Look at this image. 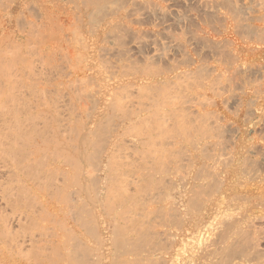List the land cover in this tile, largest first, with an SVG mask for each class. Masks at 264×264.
I'll list each match as a JSON object with an SVG mask.
<instances>
[{"label": "rangeland", "instance_id": "obj_1", "mask_svg": "<svg viewBox=\"0 0 264 264\" xmlns=\"http://www.w3.org/2000/svg\"><path fill=\"white\" fill-rule=\"evenodd\" d=\"M82 1L84 3H86V1L81 0V2ZM184 1L185 0H170V1L169 0H161V2L159 1V2H155V3H150L149 5L152 8L149 7V5L147 4L148 7L150 8V10L148 8H146L147 7L146 6L145 7L146 9L142 10L141 13H145L144 11L147 9H148L147 11H152V9L154 7V6H152L153 4L156 5L155 6L156 8H158V7L161 8L160 11L164 8V10L166 9L165 11H168V9H169V11L172 12L173 14H175L174 11H176L180 15L181 14L183 15L185 12L186 15L184 14L183 17L185 18V16H186V19L184 22H185V26L187 27V30L185 27L183 29V31L186 30L187 34L186 33H184V34H186L188 36L184 35V37H183L182 36L183 31H179L176 27H169V29L172 28L169 30V32H172L171 33L172 36H171V34H169L171 36V38L167 39V34H166L167 30L165 32L162 31L161 30L162 26L154 27L152 22L149 20H146L144 22L142 21V23L141 22L138 23L139 25L133 24L132 27L135 28V30L134 29L133 30L136 31V36L138 35V33H140V35H139L140 38H139V36H137V37L135 36V39H133L134 37L132 35H135V32L133 31V32L126 35V41H127L126 43H128V41L130 39V41L131 42L133 41L134 42L133 44L136 45L137 44L136 39L138 38V39L142 40V38H144L145 34H147V35H145V39L149 38V37L150 38L154 37L153 39L151 38V41L156 40L155 38H158V40L155 41L157 43L156 44L155 42L151 43V41L149 39L148 40L146 39L147 42H146V40L143 39L142 40L144 43L143 44L140 40L137 39V41L141 42L143 45H145V43H146V45L149 44L148 46H146V45L142 46L141 45L140 48H138L139 50L137 49L138 51L141 52V54L143 53V51L145 54L146 53L148 54V55L146 54L144 56V53H143V56L145 58L147 56L146 60L141 59V58H143V56L139 55L140 52L139 53L137 52L138 55L136 54V49H134V47L132 46L133 45L132 43H130L131 45L127 44V48H128L127 53L131 57V61H130V57L128 56L127 53L125 54V56L123 55L124 53H122V56H121L122 59H121V57L118 58V56L120 54H118V56H116L117 55L116 54L115 55L116 58H114V60H113V57H111V56H110L111 58L106 57L107 54L105 55V53L107 52V50L104 52V51H102V49H104L103 46H105V45H106L105 48L109 49V46H111L110 45L111 42L109 40L106 41L105 39H102V42H100L101 38H103V37H100V38L95 37L96 31H98V28H99V20H100L99 17L101 16V12L99 11V13H100L99 14L100 16H99V15H97L98 12L95 10V8H93L96 11L95 12L96 14L94 13V17L90 18V16L88 14H90V12H91L90 10H93V9L89 7L83 16L82 13H80V11L84 10V8H86V7H85L84 3H83L84 5H83L80 2V0H71V2H70V0L69 1L68 0H0V60L2 61V62L0 61V103H1L0 110H1V108L2 109L4 107L6 108V110H4L6 112L0 111V113L1 112L2 113H9L10 117L7 116L9 119L15 117V118L11 119L12 123H14V120H16V122L18 121L17 127H16V124L14 123L15 124L14 127H16L18 130L14 131L15 128L14 127L11 128V129H13V133L16 132V134L18 136L16 134L13 135L12 130L8 131L10 134L12 133L10 135L11 137L13 136L12 138L10 136H8L9 134H7L8 138H9V142L15 140L16 143L14 142V144H13V142L12 143L10 142L11 147L7 148V153L10 155L7 154L6 157L8 159H6V160L9 162V160L11 159L12 163L16 160V162L13 163V165L16 164L15 165L16 167L14 166V169L17 172L20 171V173H18V175L21 176L19 178L20 181L19 182L15 181L11 185V186H14L13 188H15L14 192H16V190L18 191V188L21 185L22 186L19 188V191L21 190V188L23 191H24V187L27 188V193H26V190L24 191V194H23L22 190H21L22 192H19L20 198H22L26 202V204H25V202H23L24 204H22V202H21L22 199H21L19 201L20 207H21V204H22L23 209H24V206H26L25 208H27L28 206L30 207V206H32L33 202L35 204V201L37 200L36 204L35 205L33 204V207H36V209L39 210L40 204H38V203H40V202L42 203L41 208L43 210L42 209L41 210L43 212L41 210H39V212H38V210L36 211V209H35V213H33V216H34V218H37L38 216L40 217L43 214L42 217H45V218H43L45 221L42 222L43 219H41L42 218L41 217L39 219H41L42 221L41 220L39 221V219H38V221H36L37 219H35L33 224L29 225L30 223L29 222H28L29 224L27 223L31 228H29V226L26 227V225H25V227H26V230L30 229L31 232H33V233L38 232L37 234H35L36 239H38V237H39V236L37 237V235H39L43 231L42 234L45 233L43 235H46V234L50 235V236H47L48 238H51L48 240H52V239L54 240V245L51 247H50V245H47V243H45V242L42 244L37 243V246H40V247H41V245H42V247L45 246L46 250L44 252H45V256L47 255L46 257L48 259H49V254L51 255L50 256L51 259H49V263H47V261H45V264H50V263L51 264H112V263L114 264V262H115V264H117V262H116L117 260H119L120 262L125 261L126 262V263L124 262L125 264L130 263L129 261H132V262L135 261L136 262L135 264H138V263L142 264V262L145 264V260H147L146 264H149V260H150V264H151V262H152V264H179L180 257H178V256L175 257V255H176L175 252L177 250V247L175 246L176 237H177L176 235L180 232L179 228L181 225H183L184 218H188V215H191V213H189L190 209H187L188 206H186L185 204L182 205V203H180V201H179V199L182 200V197L178 196V193L181 191L178 187L181 184L180 181L182 180V182H183V179H185V182H189V183H192L195 185L196 184L203 185L204 188L206 186H208L209 183H211L212 185L211 184L209 185L211 188L210 190H213L216 187L215 181L218 179L217 178L215 180L214 176L216 174L220 175L219 177H221V176L223 177L225 175L224 171H223L224 167L222 168V165H221V164H226V163H221L223 161V159L225 161L228 160V158L233 155V152L236 149H239V148H241V146H244L247 144V142H244V141L241 142L240 138L242 136L251 135V133H252L251 131H254V132H256V133H254V137L256 136L258 139L254 138L255 141H253V139H251L250 142L262 143V141H264V138H262V136H264V130H263L264 124L262 121H259L260 118H258L257 112H255V105L253 107H250V104L247 105V98L254 100L255 103L256 102L259 103V100H257L256 96L250 95L249 92H251V90L253 88L258 89V88L263 86L264 81H262V80H264V77H263L264 76L263 75L264 69L262 70L263 74L257 73L258 74L257 78L254 77L255 76V74H254L253 77L256 80L251 77L252 78L251 84L248 86L246 84L247 80L246 79H245L246 81L244 80L245 76H243L241 73L242 65H244L246 67V65L247 66L251 65V63H255V62L263 63L264 62V60H263L264 57L260 58V59L258 58L259 54L264 55V0H262V2H258L259 4L261 3L260 6H258V4L257 5L254 4V6H255L254 9L258 13L254 10V12H256V13L251 14L252 19H250L251 21L249 20V22L246 21V19L244 18L245 17V6L247 5L246 4L247 1H245V0H222V1L221 0H204V2H203V0L202 1L200 0V2H202V3H199L198 2L199 0H194V1L193 0H186L185 2ZM206 1L208 2V4L206 3ZM211 1H213V6L211 4ZM232 1L234 3L233 4L234 6H232ZM162 2L163 3L167 2V3L163 4ZM80 3L84 7L81 6ZM184 3H186V4H184ZM203 3L205 4L204 7H207V9L209 8V10L205 9L202 6V5H204ZM157 5H158V7H157ZM165 5H166V7H165ZM185 5L187 6V8ZM236 5L239 6V7H237V8H239V11H240L241 6L244 7V8H241V11H242V9H244V12L243 11H242L243 13L237 12L238 11V10H236L237 8L235 9ZM256 6H258V9L256 8ZM76 7H78V8H76ZM91 7H93V6H91ZM198 7H200V8L198 9ZM201 7H203L205 11L207 10L206 13H205V11H203V8L201 9ZM210 7L212 9H210ZM156 8L153 10L155 11ZM159 8H158V10H159ZM261 8H262V10H260ZM77 10H78V12H77ZM158 10H156V11H158ZM154 11H152V12H154ZM160 11H158V12H160ZM242 14H244V16ZM86 15H88L89 17ZM233 15H234V17H231ZM91 16H93V15L91 14ZM96 16L97 17L99 16V17L97 18ZM239 17L242 18V20L245 19L243 21L244 24L241 22L242 21L241 19H238ZM87 18H89V20ZM157 18H161V17H157ZM234 18H236L237 20ZM90 19H92L91 20V22H92L91 26H92V24H93V26L95 24H98L95 27L92 26L93 29L89 27L90 23H88V21L90 22ZM162 19H165V18H162ZM231 19H233V23H232ZM150 20H152V19H150ZM235 20L238 21V22H236V24H235ZM239 20H241V21H239ZM96 21H98V23H96ZM189 21H191V22L189 23ZM238 23H240V24H238ZM256 26H257V29H256ZM258 27L261 28L262 32H260L261 30H259ZM88 28H90V30L91 29L92 30L90 31ZM95 28H97V29H95ZM164 28L167 29V26H165ZM248 28H249V30H248ZM74 29H78V31H76ZM251 30L254 31V34L249 32ZM257 30H258V33H255V32H257ZM75 31H76V33H75ZM89 31L95 32V33H93L91 35V33H87ZM141 31H143V32H141ZM150 31L153 33L159 32L158 37H157V33L154 36H153V34L151 35V33L149 34ZM177 31H179L181 34L178 33ZM190 31H192V32H190ZM253 31H251V32H253ZM163 32H164V35H163ZM142 33H144V35H141ZM160 33H162V34L160 35ZM165 34H166V36H165ZM175 34H176V41L177 42L175 40H173V39H175V36H174ZM178 34H180V35H178ZM128 35L132 36V39L131 38L127 39ZM159 36L161 37V40H160ZM163 36H165L166 38L164 37L165 39H163ZM177 36H179V37H177ZM190 37H195V38L193 40V39H189ZM183 38H185L187 40L189 39L190 42H191V40H193L191 43L194 42L193 44H195V45L198 44V46L194 47L192 51H189V53H186L187 52L186 50H182V49L181 50H182V52L185 51V54H187L185 56L186 58L188 57V55L191 56V57H189V60L191 58V61L192 60L201 61L200 64L202 63L201 64L202 68H200L201 65L198 64V69L200 68L199 70H202L204 68L211 70V69H213V67L220 65V63L218 61H216L219 57H220L219 60L221 59L220 62L222 61L221 62V68H225L226 70L229 69L226 71L227 73H225L226 81L222 82L221 87H219V89L221 88L219 90V92L223 93L224 95H222V94H220V96L218 95L220 100H218L217 96H215L214 98L211 96L205 97L204 99H207L208 104L210 103L211 105H209L210 106L209 107L208 104H206V105L202 104L204 106L203 107L201 105V103L199 102L201 105L199 108L202 109L203 111L200 110L198 116H197V113L193 112L192 110L196 109L195 107H198L199 104L196 106V104H197V102H196V104L194 106L193 103H194L195 99L193 100L191 98V96L188 94L187 95L186 94H180L178 96L173 95V93L171 94V92H170L172 90L171 89L169 90V88H167V90L165 89L161 93L158 92L157 94H155L157 96H155V95L152 96L154 93L149 92L147 90H144L143 93L140 94L141 96H139V93L142 92L143 89L140 90V89H137L135 87H132L131 89H134L133 93H132V90L128 91V89H125V90H127L126 93L124 91L120 92V93H123V95H124L122 98L120 96L121 94H119V92H118L120 89L116 90V89L112 88L113 87L112 85L117 83V82L133 81L135 78H145V77L153 76V75H149L150 73H152V71H153L152 69H154L157 65V64H153V62L158 63V65H161L159 67L157 65V69L155 68L156 71L155 72L153 71L154 72L153 74H159L160 71H161L160 74H162V75L167 74L165 71L168 69L166 68V70H165L164 66H166L167 64L172 65L173 63L171 61H172V59H174L173 57L178 56L180 53V55H179L180 57H177L175 59H177V61L179 63L184 61L183 60L184 57H183V55H181L184 52L182 53L179 51V52H174V54H173V51L171 50L169 44L172 43L174 45L178 42L180 43L181 42L180 40H182ZM195 39H196V41L198 40L197 41L198 43L195 41ZM76 40L79 41V43L76 42ZM164 40H165V45L162 42L161 46L164 47L168 44L169 48H167V49H165V47L161 48V46L159 44V42L161 43V41H164ZM149 42L151 43V46L153 45L155 48H153V46L150 47ZM101 43H103V44H101ZM157 45L159 46L160 49H162L161 51H163V49H165V51L163 53H161L159 51L161 53V55L162 54L164 55L166 50H168L167 53L170 55V56H168L167 53H166L167 55L165 54V56H163V55L161 56L160 54H158V55H160V58H159V56L158 57L156 56V57L159 58L158 61L160 59H162L160 61L161 63L157 61L156 57L154 60L150 56L153 54L152 53L153 51H154V53H156V51L159 50V48H158L155 51V49L158 47ZM195 45H193V46H195ZM98 46L102 49L100 50V48ZM82 47H83V49H82ZM149 47H150V49H149ZM98 48H99V50H98ZM129 48H131V50H130L131 53L129 52ZM248 48L251 49L252 51H254V53L251 50H249ZM195 49H196L197 53H195L196 52ZM100 51L104 52V54H102ZM247 51H248V53H247ZM8 52H9V54H8ZM251 52H252V54H251ZM100 53H101V55H99V57H97L98 56L97 54H100ZM107 53H109V50ZM194 53H195V55H194ZM171 54L174 56H172ZM175 54H176V56H175ZM238 54H240V55H238ZM103 55H104V59L109 58L107 60L108 62L106 61V59H105V61H104V59H102ZM108 55H110V54H108ZM233 55L235 56V58H233L234 57ZM100 57H102V58H100ZM236 57H237V59H236ZM127 58L129 59V61ZM148 58L149 59L151 58L152 61L154 60L153 62L151 60L149 61V62H151V64H149V65H152V66L154 65V67H152V68H150L151 66L149 67L152 70V71H149V74L146 70L148 67L146 65L149 63V62H147L149 60ZM179 58L182 59L183 61H180ZM200 58H202V59L200 60ZM214 58H215V60H214ZM9 59H10V61H9ZM115 59L120 60V61L116 62ZM175 59L173 62H175ZM187 59H185V60H187ZM228 59H229L230 63L227 61ZM168 60H170V62ZM189 60H188V62L191 63V61H189ZM98 61H100V62L102 61L101 62L102 64L100 65V62L98 63ZM109 61L115 63V64L111 63V65L113 66L112 69L110 68L111 66L109 67V65H110ZM127 61L129 62V64L127 63ZM177 61L173 65L178 64ZM106 62L108 63V65H105ZM164 62H165V64L166 63L167 64L163 65ZM185 62H187V61H185ZM185 62L182 63L184 66H182L181 64H180V66L185 67V65H186ZM10 63H11V65H10ZM125 64L131 65V68L129 66H127L129 69L125 68L126 67ZM104 65H105L106 69H109V71L108 70L106 71L105 69H103V68H105ZM121 65L124 66L123 69H122L123 66H121ZM143 66H144V68H146L145 69L146 71L143 72L144 75L142 73H140V71H142ZM235 66L237 67V69L235 68ZM114 67H116L117 69L113 70ZM120 67H121L123 72L120 71ZM134 67H137L136 70ZM166 67H168L170 69L169 66H166ZM210 67H212V68H210ZM133 68H134V73L131 75ZM110 69L112 71H110ZM125 69L129 70V71H126ZM131 69H132V71H131ZM137 69H139V71ZM191 69H194V67H192ZM7 70L9 71V73ZM162 70L165 73H162L163 72ZM199 70H197L198 73H199ZM115 71H116V73H115ZM211 71H210V74H211ZM234 71H235V73H234ZM107 72H109L110 74L112 72L113 73L110 75L109 73L107 74ZM121 72L125 73V74L121 75ZM135 72L138 76H136ZM204 72L206 73V71H202V74H200L201 73L200 72L199 75H201V77L208 76L209 71L207 70L206 75H203ZM114 73H115V75H113ZM139 74H140V76H139ZM8 75H9V77H8ZM119 75L122 77H119ZM125 75H126V77H125ZM259 76H261V78L263 77V79H261ZM258 77L260 79H258ZM31 78H33V79H31ZM8 79H11V80H8ZM252 80L257 81V82H259L260 80L261 81L259 82V84L258 83L256 84V82H255L253 85ZM6 81L9 85L8 84L6 85V83H5ZM9 81H11V82H9ZM228 84L231 86L230 89H229ZM224 86L226 87V89H224ZM233 86L235 89L233 88ZM241 86H242V88H241ZM243 87H245L244 89H246V90H244ZM32 88H34V89H32ZM14 89H16L18 92H16V90H14ZM25 89H26V91H25ZM111 90L112 91L114 90V91L112 92ZM121 90H124V89H121ZM136 90L138 92L139 91L140 92L138 93ZM230 90H232L234 92V94L239 95V96H237L239 99L238 104L241 103L240 104L241 106L239 105L240 108L237 107L238 113L234 112V110L236 111V107L234 109V106H235L234 104H236V103H233L234 106L232 105V103L229 104V107L227 105L226 111H225V108H223L224 106L221 104L222 102L226 103L227 99L225 100L224 98L225 97L228 98L227 94H228V96L229 95L231 96V94H233L232 91H230ZM238 90L240 91V93ZM31 91L35 92V93L31 94ZM242 91H244L245 94ZM11 92L13 95L11 94V96H10ZM129 92H130V94H129ZM135 92H137L138 94H136ZM166 92L167 93L169 92L170 94L168 93L169 94L168 96H166L167 94L164 95V93H166ZM236 92H238L239 94ZM131 93H132L134 98H131V96H132ZM22 94H23V96H21ZM147 94H148V96H147ZM247 94H249V95H247ZM112 95H114L115 99H113ZM163 95L166 96L167 99L165 97H164V99L161 98V97H163ZM171 95L177 96V98L175 97L176 103L174 101V98ZM126 96L130 102H128V100L125 99ZM142 96H143L144 100H140L142 98ZM169 96L172 98H170ZM180 96L181 97L183 96V98H182L183 101L188 96L186 98V101H187V99H188V101L190 99L191 101H189V102H193V103L189 104L188 101L187 102L185 101L186 103L184 102L185 104H182L183 101L180 102V100H181ZM31 97H33V98H31ZM138 97H140V99H138ZM154 97H156V99H154ZM168 97L172 101L170 99L168 100ZM146 98H148V99H146ZM209 98L210 99L212 98V99L209 100ZM117 99H118V101H117ZM151 99L155 100V101H152ZM161 99H163V100H161ZM201 99H203V98H200L199 100L202 101ZM3 100H4V103L6 101L7 102L9 101L8 103L11 106V108H9V112L7 111L9 104H7L8 107H6L5 106L6 104L5 105L2 104ZM113 100H115V101H113ZM120 100H122V101H120ZM212 100H213V103H211ZM224 100H225V102H224ZM244 100H245V102H244ZM14 101H15V105L13 106L11 104ZM20 101H22V102H20ZM151 101L154 103V106L156 105L155 108H153V106H152L153 103H151ZM170 101H171V103H170ZM196 101H198V100H196ZM209 101H211V102H209ZM112 102L118 103L121 106L120 110L122 108L123 109L125 108L126 110L127 109L131 110V108L133 107V111H135L134 107H135V109H137L136 103L138 105V108L143 107L142 105H144L145 103H146V105H144L143 109L140 108L141 110L140 109H139V111L137 110L138 113L136 111L131 112L129 110L132 114L134 113L133 114L134 116L129 115V117L127 114L128 110L126 111L124 109L125 112L123 111V113L124 114L126 113L125 116L127 115L126 118H129V119H124L123 121L121 119L119 121V120H117L118 119L117 117L118 116L120 117L121 115L123 116L124 114L123 113L121 114V112L118 111L119 110L118 107H120V106L117 107L118 104H111ZM147 102H149V104ZM155 102H156V104H155ZM159 102H162V103L164 102L163 106H161L162 103H160V106H159ZM16 103H18L16 109H18L17 111H19V112H17L13 116V114L16 112L14 110V108L16 107ZM129 103H131V104H129ZM134 103H135V106H133ZM187 103H188L189 109L192 107L191 104H193L194 108L192 107V109H190V110L186 108L190 112H193V115H191L192 113L190 114L189 111L187 112V110H185L186 111L185 113L187 115H184V113H182V115L184 117L182 115H178V116L175 115L174 116V112L177 110L172 111L173 112V114H172L171 110H174L177 108L180 109V106L185 108L187 106ZM242 103L243 104L245 103L246 105L244 106ZM150 104H152V105H150ZM171 104H173V105L175 104V105L172 107ZM204 104H205V101H204ZM238 104H237V106H238ZM18 105H20V106H18ZM113 105H116L117 109H116V107L112 108ZM124 105L126 107H124ZM167 105L169 106V109H168ZM170 105H171V107H170ZM184 105H186V106H184ZM230 105L233 108V112L236 113L235 115L232 113V111H230V109H231ZM127 106H129V107H127ZM146 106H149V107L146 108ZM211 106H213V107H211ZM24 108H25V111H24ZM144 108H146V109L144 110ZM159 108L161 109L159 111L164 112L165 114L167 111H169V113L168 112L167 113L171 114L172 117H171V115H168V118L171 117V119H169L168 121L167 120L165 121V119H167V117L164 116L165 115L164 113H162L164 115L161 114L162 116L161 115L159 117L156 116L157 119H159V120H156L155 117L151 116L153 119L149 117L151 120V122H150L149 118H144L147 115V112L155 111L156 109H159ZM247 108H248V110H249V108H252V110L250 109L249 111H251V112L253 111V112L250 113L248 111L250 114L247 113V110H246ZM10 109L12 111V114L10 113L11 112ZM227 109H229L230 113H228ZM244 109L246 110V114H249L248 116L250 118L247 115H244L245 114ZM142 110H144V112ZM116 111H118V112H116ZM161 112H159V113H161ZM204 112L205 113H208V112L211 113V116L208 115V119H210L212 121V124L215 125V123H219L224 127L223 128L220 125V127H222L223 131L225 130L227 132L225 134H221L223 137L225 136V139L220 134H218L220 132H223L221 128H218L219 124H217L216 126H217V129H220V130L216 131V126H215V131L216 132L219 131L217 133V135L219 136V138L221 136L220 140H219V138L217 140L218 136L215 138V136L213 135L215 132H213V133L211 132V130L213 131V129H214V128H211V127H213V125H210L211 121L209 120V122H208V119L206 120V117L204 115L201 116L203 119L199 118V116L204 114ZM135 113H136V115H135ZM188 113L191 117H189ZM231 113L233 114V116ZM111 114H113V115L115 114L116 116H113ZM251 114H252V116H250ZM205 115H207V114H205ZM242 115L246 116L247 120ZM106 116L108 119H106ZM108 116L114 117V118L112 117V119L110 118L111 121L113 120V123L111 121H109L110 119ZM163 116L165 117V119L161 121L160 119H161V117L164 118ZM173 117L174 118L176 117L175 121H172V120H174ZM192 117L193 118L197 117L199 120L200 119L201 120L198 121V120H195V118L192 120ZM241 117H243L245 123L243 122V119ZM122 118H125V117L123 116ZM140 118H142V119L144 118L147 125H146V123H144V121L141 123L140 122L141 120L139 121V123L136 122ZM178 118H180V120ZM189 118H191L192 122L190 121ZM204 118H205V121H203ZM147 119H148V121H146ZM22 120H24V121H22ZM98 120H100V122ZM104 120L106 123L104 122ZM21 121H22V124H21ZM25 121H26V123H25ZM108 121L111 122V124ZM163 121H164L163 127L164 126L166 127L168 124L170 125V122L172 121V122H174L173 124H175V126L174 125L173 126L176 129L173 131L172 126L171 127L167 126L168 128H166V129H168V130H166L164 128V129H162V131H164V130L169 131V129H171V132H169L171 134V136H175L174 132L175 133L179 132V134L177 133V136L173 137L174 138L173 141H175L176 143L174 142L175 145L172 144V147H170L172 139H171V141H168L170 139L169 135H164V133L161 132L164 135V137L165 136L168 137V139L163 140L164 141V149H163V142L161 141L163 138L162 134H160V131H158L159 134L155 133V132H157L158 129L162 128V127H159V123H160V126H162L161 122H163ZM194 121H195V123H194ZM246 121H248V122H246ZM23 122H24V124H23ZM133 122H134V124H133ZM135 122H136L137 126H136ZM148 122H149V127H148ZM153 122L155 124L158 122V126L156 127L155 124H152ZM129 123H131L133 125H131ZM190 123L193 124L192 126L194 128H198L199 126L197 123H199V125H200L199 130L201 128V130L199 131L200 134L202 131L203 134H207V135H205V136L202 134L199 135V132L197 133L198 129H194L193 127H192V130L194 129L195 131H194L193 135H191L192 130H191V127L189 125ZM254 123H255V125H254ZM107 124H110V125H107ZM140 124L142 126L145 124L144 126L146 128H144V127L142 128V126ZM194 124H195V126H194ZM202 124H204V125H202ZM225 124L227 126H225ZM230 124H233V126H231ZM256 124H257V126H256ZM111 125L115 129H113ZM116 125H117V127H114ZM179 125L181 127L180 129H182V130L186 129L188 131L182 132V130L179 129ZM185 125H186V127H185ZM228 125H230V126L228 127ZM258 125L261 127H259ZM20 126H21V128H20ZM126 126H128V128H130L131 131H129L130 129H128V128H127L128 130L127 129L125 130ZM130 126H132V127H130ZM23 127H24V129H23ZM233 127L236 129H234ZM154 128H155V130H154ZM187 128H190V130ZM227 128H228V130L229 129L231 130V133H232V130H236L235 131L236 134L233 132L235 134V135L233 134L234 135V139H233L234 142L231 141L232 144H234V145L232 146L230 141H228V143H225L224 141H222L228 145H225L222 142H219V144L222 143L221 145H224L223 147H225V148L226 147L228 148V146H229L230 148L228 150H229V152L230 151L231 152L229 153L228 150H226L227 148L225 149L221 146V148L226 150L224 152L227 156L224 154V152H222V154H224V155H222V157H221L222 159L219 160V161H221V160L222 161L219 162V164H218V166H221V167H218L217 165L214 166L215 165L214 162H212L211 160L209 161L208 158L210 157V155L212 156L213 152L215 153V150L218 148V147H215V145L218 143V141H221L222 139L226 140L228 138V136H230V134H228L230 132L227 131ZM253 128H254V130H253ZM20 129H22L24 131H22ZM112 129L114 131H112ZM260 129H261V133L263 135L258 132V131H260ZM142 130L146 131L148 133L147 137L143 136V135H146V133L142 132ZM153 130H154V132H153ZM176 130H177V132H176ZM204 130H205V132H204ZM262 130H263V132H262ZM28 131H29V133H27ZM100 131H102V132H100ZM138 131H140L141 133L140 132L138 133ZM103 132L104 133L106 132V133L104 134ZM107 132H108V134H107ZM126 132H128V134H125ZM129 132H131V133H129ZM186 132H187V135L190 133V136L192 137L191 139H189L187 137V135H183ZM257 132H258V134H257ZM102 133L104 134L103 136H102ZM165 133H167V132H165ZM208 133L210 134L209 136H208ZM154 134H158V136H161V137L158 138ZM195 134H196V136H195ZM237 134H238V136L236 139ZM139 135L141 137H139ZM180 135H181V139H180V137L178 138V136H180ZM212 135L214 136L215 139L214 138L211 139ZM201 136H203V138H201ZM206 136L208 137L207 139L204 138ZM92 137H93V139H92ZM103 137L106 139H104ZM176 137H177V139H176ZM199 137H200V141L198 139ZM148 138H152V140L150 141V139H148ZM259 138H261V139H259ZM96 139L97 140L101 139L102 141H100V140L97 141ZM147 139L149 142H151L150 144H152L153 139L154 140L158 139L157 140L158 144H157V142L155 144L159 145L160 142L162 144H160L159 147L157 145H154L155 146L154 150L157 151V153H154V155H153L154 157L152 156L153 149H151L152 152L150 149H148L147 151H150L151 155H150V152L148 153L146 151L149 154V155L147 154L148 156L144 154V157L142 156V159H141V157H140L142 155L141 154L137 158L136 157L137 155L135 156L136 152H140L141 150H144L143 152H145V150L147 149L146 148L148 146L147 144H144L146 146H142L143 142L147 141ZM203 139H204V141H203ZM159 140H160V142H159ZM188 140L189 141L191 140L192 143H191V141L189 142ZM95 141H97L98 143L96 142V144H95L94 143ZM121 141H122L123 145H122V143H120ZM138 141H139V143H138ZM99 142H101L102 145H100ZM103 142H104V145H103ZM169 142H170V144H169ZM188 142L192 145L188 144ZM212 142H213V144L211 145L210 143H212ZM214 142H216L215 145H214ZM229 142H230V144H229ZM153 143H154V141H153ZM206 143L208 144L207 146L205 145ZM98 144H99V146H102V147H99ZM114 144H116V145L113 146ZM167 144H169L170 146ZM180 144H181V146H180ZM203 144L205 145V149H207L206 151L204 150V147L200 148V146H203ZM209 144H210V147H212L214 145L213 146L215 148L214 151H213V149H212V151L209 150V148H210ZM126 145H128V146H126ZM133 145H134V147H133ZM189 145H190V147H189ZM94 146H95V148H98V149H95ZM117 146L121 147L126 152H129L130 149L134 150V151H130L131 153L129 152L128 154L124 153V151L122 149L120 151H114V149H116V148H113V147H117ZM150 146L151 145H149L148 147L149 148L153 147V146L152 147H150ZM191 146H192V148L195 147L197 150L192 149ZM167 147H169L170 151L168 150ZM178 147H179V149L176 150L177 153L181 151L180 153L185 152L186 154H188V155H185V153H184V155H183V156H185V158L188 159L187 162H186L187 159L183 158L181 156L182 154L180 155L179 153L178 154L181 156L180 159H183V160L181 161L178 159L176 161V158H179L180 156L176 155V151H174L175 152L174 153L171 150H175ZM206 147H208V148H206ZM231 147H234L233 150H231ZM101 148L103 150H99ZM127 148H130V149H127ZM166 148H167V150H166ZM117 149H118V147H117ZM201 149H203V151ZM8 150H10L11 152ZM96 150L99 153V155L97 154V152H95ZM135 150H136V152H135ZM182 150H183V152H182ZM187 150H188V152H187ZM15 151H17V152H15ZM111 151L113 153L112 155H110ZM200 151H202L201 152L202 154H206L207 151H208V153L209 152H212V153L209 154L208 158H205L204 155H203L204 158H202V154H200ZM204 151H205V153H204ZM118 152H120L121 156H120V154H118ZM132 152H133V155H131ZM116 153L119 155V157H117V155H115ZM231 153H232V155H231ZM18 155H19V157H18ZM124 156H126V158H124ZM134 156L136 157V159ZM146 156H147V158L149 156H151L152 159L151 158L146 159ZM175 156H177V157L174 158ZM223 156L227 159H225ZM10 157H12V158H10ZM110 157H111V159L109 161L113 160L112 163H115V164H112L110 162L111 165H113V167H114V171L110 165L106 166L108 164L107 163L108 158H110ZM139 157L141 159L140 161H139ZM161 157H162L163 162H161ZM166 157L167 158L171 157L172 160H171V158L169 159L170 161L167 159V161L169 162L168 163L166 161ZM13 158H14V160H13ZM97 158H98V160H97ZM155 158L158 160H156ZM145 159L148 162H150V166L153 165V168L151 166L152 170L151 169L149 170L150 167H149L148 162H147V164L146 163L144 164V162L146 161ZM116 160H117V162H116ZM153 160H155V162ZM141 161H144V162H141ZM157 161H159L164 166V167H162L163 170H161V167H160L162 165L159 164ZM165 161L169 164V166ZM180 161H181V163H183V161L185 163H188L187 167L189 168V171H190L189 175L185 176L186 174H184V172H185V170H188V168L185 167L186 169H184V168L182 169V167L185 164H180ZM229 161H230V158H229ZM92 162H94V165H92ZM156 162H157V165H155ZM174 162H176L177 165ZM190 162H192V163H190ZM90 163L92 166H90ZM173 163L177 166V168L175 167L176 170L174 169V167L171 168L172 166H175ZM229 163L230 162H228V164ZM200 164L202 166L205 165L204 167H207L208 169L206 168V170H205ZM9 165H11L10 162H9ZM156 166H158L159 169H157ZM165 166L168 167L169 170H164ZM200 166H201V168H200L201 172H199V173L202 174V172H204V173L208 172V174H209V169H210V176H213L212 177L213 179L209 178L210 176L209 175L207 176L204 173L201 175L202 176L201 178H200V176L197 177L196 172L199 171L197 169H199ZM212 166L214 168H211ZM223 166H227V165H223ZM17 167H18V169H17ZM107 167H110V169L113 171V173H111L110 170L108 172L109 168L107 169ZM115 167H117V169ZM215 167H216V170H215ZM140 168H143V170L146 169V173L147 174L149 173L148 176H150V174H152V177L150 176L148 178L149 181L147 180L146 173H144L145 171H142ZM202 168L204 170H202ZM21 169H22V171L25 170L22 172L23 175H21L22 174ZM26 169H28L29 171ZM211 169H212V171H211ZM174 170H175V172L173 173ZM157 171H162V172L158 173ZM163 171H165V172L163 173ZM168 171H169V173H168ZM180 171L183 173H181ZM43 172L46 175L43 174ZM115 172L116 173L118 172V178L116 177L117 175L115 176L116 179L114 177ZM193 172H194V174H193ZM213 172H216V174H214ZM138 173H139V176L137 177ZM142 173H144L145 175L143 176ZM171 173H172V175H171ZM199 173H198V175H200ZM179 174L181 175V177L180 176L178 177ZM182 174H184V175H182ZM105 175H107V177L109 176V179ZM193 175H195L196 179L197 178L198 179L197 180L193 179L194 178ZM204 175L207 177H205ZM110 176L113 177L115 179V181H114V179L112 180V178ZM38 177L40 180L38 179ZM129 177H131V178H129ZM161 177L165 178L164 179V181H166L165 185H166V183L167 184L169 183L168 186L170 185L169 188H171V189H169L168 186H167V188H168L167 189L164 186V181H163V182H161V184H159L160 188L158 190L157 187H159V186L155 185V184L160 183L159 180L162 179ZM167 177L169 180L167 179ZM28 178H29V180H28ZM110 178H111V180H110ZM123 178H128L131 180L138 178L139 182L137 183V186H135V184L132 185L129 182V184H127V186L125 187L126 192L124 191V188H122V190L116 191L117 190L116 187H118L117 183H119L120 179H123ZM150 178H151V180H150ZM181 178H183V179H181ZM32 179H33V181H32ZM178 179H181V180H178ZM210 179L215 180V181H213V183H212V181H209ZM155 180L158 183H154ZM36 181H37V183H36ZM147 181H148L147 186H149L148 188L145 187V185H144V184H146ZM167 181H169V182H167ZM218 181H217V186L219 185ZM115 182H116V184H115ZM171 183H173L172 184L173 186L171 185ZM204 183L205 184L207 183V185L205 186ZM109 184H111V185L114 184L116 186V187L113 186L115 189L113 187H110L112 191L114 190L113 192L110 191L111 194L108 191V190H110V188L108 187L109 189H107V186H111ZM32 185H34V186L32 187ZM144 187L147 188L146 189V190H148L147 193H149V194H147L146 191L144 190L146 193L145 195L147 197L142 192ZM154 187L158 191L156 189H154ZM163 187H165V189ZM28 188H29V191H28ZM105 188L107 189V191L109 192V195H110V196L108 195V197H105V199L108 198V199H106V201H104V196L108 193L105 192L106 191ZM216 188L218 189V187H216ZM160 189H162V190L160 191ZM152 190L153 191L156 190L158 194L156 193V191H154V193H153ZM169 190H172L173 192L169 191ZM206 190L207 191L204 192L205 195L207 192H208V194L210 193L209 189H206ZM216 190H213V192ZM122 191H123V193H122ZM216 192H214L212 195V191H211L209 196L211 197V196L216 195L217 194ZM25 193H26V195H25ZM29 193H31V194H29ZM47 193H49V194L52 193V194L50 196ZM115 193H117V195ZM129 193L131 196L130 195L128 196ZM132 193H134V194H132ZM155 193H156L157 198L154 196ZM162 193H163V195H162ZM142 194L144 195V197L147 198V199L144 198L146 201L144 199H142L143 196L142 197L139 196ZM159 194H161L162 196H160ZM22 195L23 196L25 195L24 198H26V200L23 197H21ZM34 195H35V197H37L36 199H34L35 198ZM54 195H55V198H54ZM120 195H121V198H120ZM182 195H183V201H186L188 199V195H186V196H184V194H182ZM30 196H32V198L34 197L33 201H32V198ZM126 196H128L130 198H126ZM153 196L155 198H153ZM204 196H201L202 199ZM209 196H205V197L208 199ZM47 197H49V199ZM138 197H140L141 199L140 198L139 199L142 201H139ZM160 197H161V199H159ZM148 198L150 200L153 198L155 201L149 200V202H148ZM162 198L164 199V201L162 200ZM128 199H130V200L128 201ZM123 200H124V202H123ZM133 200L137 201V204L139 205L140 209L141 208L143 210L146 209V211H148V209H149L148 212H150V214H152V215H150L148 212L146 214L144 211L145 217L143 219H141L139 217H135L134 215H132L128 211L126 212L125 210H123L124 211V213H123L121 211L122 208L124 209L125 206L128 207L129 204ZM156 200H158L159 203L156 202ZM109 201L113 205L109 204ZM105 202H107V205ZM154 202H156L157 204H154ZM37 205H38V207H37ZM104 205H106L108 207H106ZM110 205L114 206V208L111 206L113 208V210L110 208ZM116 205H117V208H116ZM118 205H120V206H118ZM33 207L32 208L30 207V208L33 210L34 209ZM170 207H171V211H169ZM108 209L111 211V212L109 211L110 214L107 213ZM152 209H153V211L155 209V211L153 212ZM157 210H158L159 216H157L158 214L155 213ZM40 211H41V213H40ZM44 211L47 214L49 213V215H48L49 218H48L47 214L45 215ZM119 211H121V212L118 213ZM167 211L170 212V214H168ZM151 212H153V213H151ZM166 212H167L168 217L165 214ZM7 213H8V211H7ZM37 213L38 214L40 213V214L38 215ZM115 213H117V214H115ZM35 214L37 216H35ZM118 214H121L122 216L120 217V215H118ZM160 214H162V216H160ZM113 216H114V218H113ZM156 216H157V218H156ZM163 216H164V218L167 217L168 220L167 219L162 220ZM172 217H174V218H172ZM212 217L213 216L211 214L208 215V218L212 219ZM216 217H214V220L212 221L214 225L217 222H220V219H221V221L224 220L223 218H221L219 216H216ZM123 218H126V222L118 221V219L125 220ZM171 218L173 219V222H172ZM259 218L260 217H257L256 219L259 220ZM130 219H132L133 221H131ZM146 219L149 221L146 222ZM169 219H171V222ZM256 219L254 220L255 222L253 221V223H252L253 226H251V230H250L251 232L250 233H252V227H253V229L254 228L256 229L257 225L259 227L262 225V227L260 229L258 227H257V229H259L261 232L259 234H263L264 233V229H263L264 218H262L263 220L260 218V220H261L260 222L257 221ZM58 220H60V221H58ZM141 220L143 223L141 222ZM156 220H158V221L156 222ZM55 221L56 222L58 221V222L56 223ZM113 221H115V222L113 223ZM177 221H178V223H179V221H180V223L181 222L182 223H181V225L179 223V227L177 229H175L178 226V223H176ZM35 222H37L36 223L37 226L38 225L42 226L41 231H40V228L38 229V227H36V229L32 228V225H34ZM151 222H153V223H151ZM61 223L65 227H62ZM124 223H126V224H124ZM141 223H142V225H141ZM171 223H174V224H171ZM59 224H60V227H59ZM117 224H119V226L122 225L121 226L122 229H118L121 227H119ZM155 224H158V225H155ZM175 224H177V225L175 226ZM114 225H115V229L113 228ZM139 225H141V226H139ZM165 226H167V227H165ZM48 227L51 229H49ZM61 227L64 228L65 231ZM153 227H154V229H153ZM46 228H47V230H46ZM116 228L118 229L117 232H119L120 230H122V232L121 231H120L121 233L115 232ZM132 228L133 229L137 228L138 231H136L137 229L133 230ZM145 228L146 229L148 228L149 231L146 230ZM44 229L46 231H44ZM111 229H113V231ZM144 229L146 230L145 232H144ZM261 229H263V230H261ZM30 230H28V231H30ZM61 230H62V232H61ZM123 230H124V232H123ZM153 230H154L155 234H154V232H153V234L151 233V231H153ZM63 231H64L65 235L63 234ZM111 232L113 233V235L115 232L116 236H117V234H120L121 238L117 239V238H115L116 236H114V238L117 240H121L122 243H124L125 241H126V243L129 242L128 245H130V246H128L126 244H121V242L119 243V241L117 242V240H115L112 237L113 235H111L112 234ZM149 232H150V234H148ZM156 232L159 233L160 235L161 234H163V235L159 236V234H157ZM122 233L126 234L125 238H127V239H125L124 236H122ZM51 234H54V236L52 237ZM137 234H140V236ZM249 234H248V237L251 238L252 234H251V237L249 236ZM259 234H258V231L256 230V233L253 234V238H254V236H257V241L259 242V246L264 247L263 246L264 245V240H263L264 235H260L263 239H258L260 237V236H258ZM120 235H118V237H120ZM157 235H158V237H157ZM61 236H63V237H61ZM141 236L144 238H140ZM128 237H130L131 239ZM137 238H139V240L141 239L140 241L143 240V242H142L143 246L141 245L140 241H138L136 243V245L134 244L135 248H136L135 249V248H133V245L130 244V241L133 240L131 242L135 243L137 241L135 239H137ZM149 238H151V240ZM160 238L162 239V242L160 241ZM113 239L115 242H117L116 243L117 246H119V244H121L122 246L125 245L124 246L125 249L122 248L124 251L127 248L128 249L133 248V251L135 250V252H136L137 247L139 250L137 251V253L129 250L130 252H127L128 254L126 256L125 255L126 253L124 254V251L121 252L122 249L119 250V248L117 246H115V247H117V250H116V248L114 249L113 244L115 245V242H113ZM124 239H125V241H124ZM110 240H112V241H110ZM260 240H263L261 242V244H260ZM145 241H146V243H145ZM111 242H112V244H111ZM165 242H167V244L169 246L166 245ZM57 243H59V244L57 245ZM139 243L141 245L140 248L142 247L141 249L139 248V245H138ZM144 243H145V245H144ZM171 243H172V245H171ZM146 244H148L149 246ZM121 245H120V247H122ZM156 245H157V247H156ZM47 246H48V249H47ZM164 246L167 248H165ZM239 246L241 247V249H244V246H243V248L241 245H239ZM143 247H145V248H143ZM51 248L54 249V251L50 250ZM36 249L37 248L35 247V250L32 249L31 251H28V253L26 254V256L27 255L28 256L23 257L24 259H22V262H24V260L27 258L28 262L32 263V258H34V260H36L35 255H36V258L38 259L37 253L39 251H37ZM113 249H114V251H113ZM143 249H146L148 251V253L146 250L144 252ZM151 250H154V251H151ZM49 251H51L52 253ZM139 251H141L142 253ZM53 252H55L54 254H56V255H54ZM120 252L122 253V256H120V254H121ZM131 252H132L133 256H132ZM138 252L140 254L138 256H135L138 254ZM33 254H34V257H33ZM168 255H169V257H168ZM172 255H174L173 256L174 261L171 259ZM52 256H53V258H52ZM55 256H57V257H55ZM141 256H143V257H141ZM138 257H140V258H138ZM27 259L25 260V262H27ZM133 259H134V261H133ZM34 260H33V262H36ZM139 260L141 261V263ZM119 261H118V264H123L122 262L120 263ZM164 261H165V263H164ZM130 264H134V263H130Z\"/></svg>", "mask_w": 264, "mask_h": 264}, {"label": "bare ground", "instance_id": "obj_2", "mask_svg": "<svg viewBox=\"0 0 264 264\" xmlns=\"http://www.w3.org/2000/svg\"><path fill=\"white\" fill-rule=\"evenodd\" d=\"M69 1V0H68ZM84 1H86V3H84L83 1L81 2V0H80V2L83 4H85V7L86 8H84V10H81L80 11V13H82V15L84 16V14L86 13V10L90 7V8H95V10L98 12L97 13V15H99L100 13H99V11L101 12V16L99 17L100 18V20H99V28H98V31H96V38H100V37H103V38H101V41L100 42H102V39H105L106 41L107 40H109L111 43H110V45L111 46H109V49H106L105 47H106V45L105 46H103L104 47V49H102V48H100L99 46V48H100V50L102 49V51H106L107 50V52H108V50H109V53H105V55L107 54V56L106 57H113V60H114V58H116V56H118V54H120L119 56H118V58L119 57H121L122 56V53H124L123 55L125 56V54L127 53V51H128V48H127V44H130V43H134L133 41L131 42L130 41V39L129 38H131L132 39V36L134 37L133 39H135V36H136V31H134L135 30V28H133L132 27V25L133 24H138V23H142V21L144 22V21H146V20H149V21H151L152 22V24H153V26L154 27H159V26H162V28H161V30L162 31H168L169 32V30L170 29H172V28H170L169 29V27H176L179 31H183V29L186 27L185 26V19H186V16H185V18L183 17V15L185 14V12H184V14L182 15H180L178 12H176V11H174L175 12V14H173L172 12H170L169 11V9H168V11H165L164 10V8L160 11V9L161 8H159L158 7V5H157V7L159 8V10H158V8H156L155 6L156 5H152V6H154L153 7V9H155L156 8V10H158V11H160V12H158V11H154L153 9H152V11H154V12H152V11H147L148 9L150 10V8L149 7H151L149 4L150 3H155V2H161V0H84ZM170 1V0H169ZM186 1V0H185ZM184 1V2H185ZM194 1V0H193ZM202 1V0H201ZM222 1V0H221ZM245 1H247V5L245 6V19H246V21H248L249 22V20L250 19H252L251 18V14L252 13H256L257 11L254 9V4H258V6H260L261 5V3L259 4L258 2H262V0H245ZM70 2H71V0H70ZM69 2V3H70ZM164 2V1H163ZM162 2V3H163ZM183 2V1H182ZM199 3H202V2H200V0L198 1ZM203 2H204V0H203ZM236 2V1H235ZM80 3V4H81ZM167 3V2H166ZM166 3H163V4H166ZM189 3V2H188ZM198 3V4H199ZM206 3L208 4V2L206 1ZM215 3V2H214ZM239 3V2H238ZM81 4V6H83ZM149 5V7H148V5ZM184 4H186V3H184ZM204 4V3H203ZM206 4V5H207ZM211 4H212V6H213V1H211ZM234 3H233V1H232V6H234L233 5ZM245 4V3H244ZM78 5V4H77ZM178 5V4H177ZM215 5V4H214ZM91 6H93V7H91ZM147 6V7H146ZM173 6V5H172ZM180 6V5H179ZM186 6V5H185ZM199 6V5H198ZM201 6V5H200ZM203 7L205 6V4L204 5H202ZM258 6H256V8L258 9ZM84 7V6H83ZM148 8L147 10H145L144 12L145 13H141L142 12V10H144V9H146V8ZM165 7H166V5H165ZM171 7V6H170ZM203 7H201V9L203 8ZM237 7H239V6H237L236 5V7H235V9L237 8ZM76 8H78V7H76ZM75 8V9H76ZM81 8V7H80ZM152 8V7H151ZM186 8H187V6H186ZM195 8V7H194ZM200 7H198V9H199ZM205 9H207V7H204ZM204 8H203V11H205L204 10ZM218 8V7H217ZM216 8V9H217ZM234 8V7H233ZM241 8H244V7H242L241 6ZM241 8H240V11H239V8H237L236 10H238L237 12H244V9H242V11H241ZM182 9V8H181ZM210 9H212L211 7H210ZM224 9V8H223ZM79 10V9H78ZM78 10H77V12H78ZM94 9L93 10H90L91 12H90V14H88L89 16H90V18H93L94 17V13L96 12ZM187 10V9H186ZM193 10V9H192ZM207 10H209V8L207 9ZM206 10V11H207ZM254 10L256 11V12H254ZM260 10H262V8L260 9ZM147 11V12H146ZM194 11V10H193ZM206 11H205V13H206ZM228 11V10H227ZM259 11V10H258ZM93 12V13H92ZM181 12V11H180ZM188 12V11H187ZM202 12V11H201ZM219 12V11H218ZM242 12V13H243ZM158 13V14H157ZM199 13V12H198ZM203 13V12H202ZM258 13V12H257ZM91 14L93 15V16H91ZM96 14V13H95ZM213 14V13H212ZM226 14V13H225ZM88 15H86V16H88ZM186 15V14H185ZM199 15V14H198ZM197 15V16H198ZM241 15V14H240ZM239 15V16H240ZM243 16H244V14H242ZM254 15V14H253ZM88 16V17H89ZM191 16V15H190ZM203 16V15H202ZM230 16V15H229ZM97 17V16H96ZM97 17V18H98ZM157 17H161V18H157ZM231 17H234V15L233 16H231ZM230 17V18H231ZM242 17V16H241ZM162 18H165V19H162ZM188 18V17H187ZM255 18V17H254ZM88 20H89V18H87ZM150 19H152V20H150ZM160 21H159V20ZM184 19V20H183ZM189 19V18H188ZM226 19V18H225ZM234 19H236V18H234ZM238 19H241L242 20V18H238ZM244 19V20H245ZM91 20L92 19H90V22L88 21V23H90V25H89V27L90 28H92V26H93V24H92V26H91ZM95 20V19H94ZM203 20V19H202ZM237 20V19H236ZM235 20V24H236V22H238V21H236ZM241 20H239V21H241ZM244 20H242L241 22L243 23V21ZM204 21V20H203ZM202 21V22H203ZM231 21H232V23H233V19H231ZM251 21V20H250ZM148 22V21H147ZM188 22V21H187ZM186 22V23H187ZM191 21H189V23H190ZM87 23V22H86ZM94 23V22H93ZM96 23H98V21H96ZM149 23V22H148ZM238 24H240V23H238ZM244 24V23H243ZM88 25V24H87ZM96 25H98V24H95L93 27H95ZM139 25V24H138ZM187 25V24H186ZM149 26V25H148ZM165 26H167V29H165L164 27ZM236 26V25H235ZM258 26V25H257ZM257 26H256V29H257ZM139 27V26H138ZM204 27V26H203ZM234 27V26H233ZM90 28H88L89 30H90ZM196 28V27H195ZM259 28V30H261V28L260 27H258ZM93 29V28H92ZM91 29V30H92ZM95 29H97V28H95ZM134 29V30H133ZM159 29V28H158ZM165 29V30H164ZM189 29V28H188ZM233 29V28H232ZM252 29V28H251ZM74 30H76V31H78V29H74ZM90 30V31H91ZM153 30V29H152ZM186 30H187V27H186ZM186 30H184L183 32H182V36L184 37V35H186L187 34V31ZM248 30H249V28H248ZM76 31H75V33H76ZM87 32V33H91V35L93 34V33H95V32ZM135 32V35H132V36H130V35H128L127 37V39H129V41H128V43H126L127 41H126V35L127 34H129V33H131V32ZM138 31V30H137ZM149 31V30H148ZM166 31V34H167V39L168 38H171V36H172V32H167ZM172 31V30H171ZM179 31H177L178 33H180ZM186 31V32H185ZM251 31H253V30H251ZM251 31H249L250 33H253L254 34V31L253 32H251ZM139 32V31H138ZM137 32V33H138ZM141 32H143V31H141ZM145 32V31H144ZM161 32V31H160ZM164 32H163V35H164ZM190 32H192V31H190ZM189 32V33H190ZM195 32V31H194ZM260 32H262V30L260 31ZM79 33V32H78ZM147 33V32H146ZM151 33V35L153 34V36L157 33V37H158V33L159 32H149V34ZM176 33V32H175ZM184 33H186V34H184ZM255 33H258V30H257V32H255ZM134 34V33H133ZM162 33H160V35H161ZM166 34H165V36H166ZM169 34H171V36L169 35ZM181 34V33H180ZM180 34H178V35H180ZM78 35V34H77ZM90 35V36H91ZM140 35V33H138V35L137 36H139ZM141 35H144V33H142ZM145 35H147V34H145ZM145 35H144V38H142V40L144 39V40H150L151 41V38L149 37V38H146L145 39ZM169 35V36H168ZM89 36V35H88ZM130 36V37H129ZM136 36V37H137ZM150 36V35H149ZM165 36H163V39H165L166 37ZM175 36V39H173V40H175L176 41V34L174 35ZM186 36H188V35H186ZM194 36V35H193ZM78 37V36H77ZM142 37V36H141ZM148 37V36H147ZM160 37V36H159ZM165 37V38H164ZM177 37H179V36H177ZM139 38H140V36H139ZM154 38V37H153ZM152 38V39H153ZM174 38V37H173ZM194 38L195 37H190L189 39H193L194 40ZM197 38V37H196ZM111 39V40H110ZM138 39V38H137ZM137 39H136V45L135 44H133L132 46L134 47V49H136V54L138 55V53L140 52V51H138L139 49L138 48H140V46L142 45V46H145L146 45V43H145V45H143L144 43H143V41L142 40H140V39H138V40H140L141 42H139V41H137ZM156 40H158V38H155ZM181 39V38H180ZM187 40V39H185V38H183L182 40H180L181 42L179 43H176L175 41V43L176 44H172L171 42V44L173 45H171V44H169V46H170V48H171V50L173 51V54H174V52H182V50H186L187 52L186 53H189V51H192L193 50V48L194 47H196V46H198V44L197 45H195V44H193V43H191L193 40H191V42H190V40ZM198 39V38H197ZM201 39V38H200ZM79 40V39H78ZM147 40H146V42H147ZM156 40H153V41H151V43H153V42H155ZM160 40H161V37H160ZM159 40V41H160ZM170 40V39H169ZM178 40V39H177ZM199 40V39H198ZM197 40V41H198ZM205 40V39H204ZM80 41V40H79ZM79 41H77L76 40V42H78L79 43ZM158 41V42H159ZM195 41H196V39H195ZM196 41V42H197ZM81 42V41H80ZM105 42V41H104ZM162 42L164 43V45H165V40L164 41H161V43L159 42V44H160V46H161V44H162ZM173 42V43H174ZM195 42V43H196ZM225 42V41H224ZM99 43V42H98ZM108 43V42H107ZM150 43V42H149ZM151 43H150V47H152L151 46ZM156 43V42H155ZM168 43V42H167ZM198 43V42H197ZM86 44V43H85ZM101 44H103V43H101ZM106 44V43H105ZM157 44V43H156ZM206 44V43H205ZM208 44V43H207ZM216 44V43H215ZM80 45V44H79ZM82 45V44H81ZM109 45V44H108ZM131 45V44H130ZM149 45V44H148ZM148 45H146V46H148ZM163 45V46H164ZM193 45H195V46H193ZM83 46V45H82ZM158 46V45H157ZM167 46V47H166ZM166 46H164L165 47V49H167V48H169V46H168V44L166 45ZM172 46V47H171ZM150 47H149V49H150ZM164 47H162L161 46V48H164ZM201 47V46H200ZM214 47V46H213ZM99 48H98V50H99ZM108 48V47H107ZM153 48H155L154 46H153ZM159 48V46L155 49V51L157 50ZM82 49H83V47H82ZM138 49V50H137ZM165 49H163V51H161L162 49H160L159 48V50H157L156 51V53H154V51L152 52L151 50V52L153 53H151L152 55H150L151 57H152V59H154L155 60V57L157 56H159V58H160V55H161V53H163L164 51H165ZM182 49V50H181ZM200 49V48H199ZM205 49V48H204ZM229 49V48H228ZM249 49V48H248ZM130 50H131V48H129V52H130ZM153 50V49H152ZM249 50H251V49H249ZM134 51V50H133ZM161 53H160V52ZM167 51L168 50H166V52L164 53V55L163 56H165V54L167 53ZM195 51H196V49H195ZM220 51V50H219ZM234 51V50H233ZM252 51V50H251ZM101 52V51H100ZM104 52H101L102 54H104ZM138 52V53H137ZM158 52V53H157ZM184 52V53H183ZM182 53L183 54H181V55H183V57L185 58V59H187V60H185L183 57V60L182 59H180L179 58V60L180 61H183V62H185V61H187L188 62V60H189V57H191V56H189L188 55V57L186 58L185 56L187 55V54H185V51H183ZM223 52V51H222ZM253 53H254V51H252ZM252 52H251V54H252ZM101 53L100 54H97L96 56L97 57H99V55H101ZM131 53V52H130ZM143 53H144V51H143ZM143 53L141 54V52H140V56H143ZM193 53V52H192ZM195 53H197V51L195 52ZM195 53H194V55H195ZM247 53H248V51H247ZM8 54H9V52H8ZM108 54H110V55H108ZM115 56L116 54V56L114 57L113 55ZM128 54V53H127ZM147 54V53H146ZM145 53H144V56L146 55ZM158 54H160V55H158ZM168 54V53H167ZM166 54V55H167ZM185 54V55H184ZM201 54V53H200ZM217 54V53H216ZM237 54V53H236ZM131 55V54H130ZM148 55V54H147ZM161 55V56H162ZM172 55V54H171ZM179 55H180V53H179ZM176 56V54H175V56L176 57H173L174 59L175 58H177V57H180V56ZM221 55V54H220ZM228 55V54H227ZM238 55H240V54H238ZM11 56V55H10ZM128 56H129V54H128ZM139 56V57H140ZM143 56V58H141V59H144V60H146V58H147V56H146V58ZM149 56V57H150ZM168 56H170L169 54H168ZM172 56H174V55H172ZM209 56V55H208ZM211 56V55H210ZM234 56V55H233ZM110 57V58H111ZM130 57V56H129ZM133 57V56H132ZM154 57V58H153ZM156 57V58H157ZM198 57V56H197ZM201 57V56H200ZM212 57V56H211ZM264 57V55L263 54H259V56H258V58L260 59V58H263ZM4 58V57H3ZM12 58V57H11ZM10 58V59H11ZM100 58H102V57H100ZM99 58V59H100ZM124 58V57H123ZM159 58H157V61H158V59ZM162 58V57H161ZM172 58V57H171ZM170 58V59H171ZM216 58V57H215ZM215 58H214V60H215ZM220 58V57H219ZM219 58L216 60V61H218L219 63H220V65H218V66H215V67H213V69H211V70H209V69H207V68H204V69H202V70H199L200 68H202V63L200 64V62L201 61H198V60H192L191 61V58H190V60L189 61H191V63L190 62H185L186 63V65H185V67H181L180 66V64L182 65V66H184L182 63L183 62H181V63H179L178 61H177V59H175V62H173L174 61V59H172V63L174 64V63H176V61L178 62V64H176V65H169V64H165V62H164V64L163 65H166V66H169L170 67V69L168 68V67H166V66H164L165 68V70H166V68L168 69V70H166L165 72L167 73V74H165V75H162V74H160L161 73V71H160V73L159 74H153L155 71H156V69H157V65H158V63H154L153 61H152V59L150 58H148L149 60L147 61V62H149L150 60L153 62V64H157L156 65V69L154 68V69H150V68H152V67H154V65L152 66V65H149V64H151V62H149L146 66H148L147 67V69L146 68H144V66H143V68H142V71H140V73H142L143 74V72L144 71H146L147 70V72H148V74H149V71H152V73H150L149 75H153V76H150V77H145V78H135L133 81H121V82H117V83H115V84H113L112 86V88H114V89H116V90H118V89H124V90H119L118 92H119V94H121L120 96L123 98V93H120V92H122V91H124L125 93H126V91L127 90H125V89H128V91L130 90H132V93H133V91H134V89H131L132 87H135V88H137V89H143L142 90V92H138L137 90V92L139 93V96H141L140 94H142L143 93V91L144 90H147V91H149V92H153L154 94L152 95V96H154L155 94H157L158 92L159 93H161L162 91H164L165 89L167 90V88H169V90L171 89L172 91H170L171 92V94L173 93V95H180V94H188V95H190L191 96V98L194 100L195 99V101H194V103L193 102H189V101H191L190 99H189V101H188V99H187V101H188V103L190 104V103H193L194 104V106H195V104H196V102H197V104H196V106L198 105V107H195L196 109H194V110H192L193 112H196L197 113V116H198V114H199V112H200V110H202V109H200L199 107L203 104V105H206V104H208V100L207 99H204L205 97H207V96H211V97H215V96H217L218 97V95L220 96V94H222V95H224L223 93H221V92H219V90L221 89H219V87H221V85H222V82H224V81H226V75H225V73H227L226 71L227 70H229V69H225V68H221V62H220V60H219ZM223 58V57H222ZM233 58H235V56L233 57ZM10 59H9V61H10ZM13 59V58H12ZM98 59V58H97ZM102 59H104V55H103V58ZM106 59V58H105ZM105 59H104V61H105ZM109 58H107L106 59V61L108 60ZM121 59H122V57H121ZM128 59V58H127ZM126 59V60H127ZM167 59V58H166ZM169 59V58H168ZM196 59V58H195ZM202 58H200V60H201ZM205 59V58H204ZM208 59V58H207ZM230 59V58H229ZM229 59L227 60L228 62H229ZM232 59V58H231ZM236 59H237V57H236ZM251 59V58H250ZM116 60V62H118V61H120V60H117V59H115ZM125 60V59H124ZM162 59H160L158 62H160ZM165 60V59H164ZM244 60V59H243ZM246 60V59H245ZM264 60V59H263ZM1 61V60H0ZM103 61V62H104ZM128 61H129V59H128ZM127 61V63L129 64V62ZM130 61H131V57H130ZM143 61V60H142ZM169 62H170V60H168ZM213 61V60H212ZM255 61V60H254ZM2 62V61H1ZM100 61H98V63H99ZM102 62V61H101ZM100 62V65L102 64ZM108 62V61H107ZM106 62V64L105 65H108V63ZM156 62V61H155ZM168 62V63H169ZM249 62V61H248ZM13 63V62H12ZM111 63L112 64H115L114 62H111V61H109V67L112 69L113 68V66L111 65ZM161 63V62H160ZM230 63V62H229ZM232 63V62H231ZM242 63V62H241ZM9 64V63H8ZM30 64V63H29ZM32 64V63H31ZM118 64V63H117ZM196 64V65H195ZM198 64H200L199 66H200V68L198 69ZM218 64V63H217ZM224 64V63H223ZM233 64V63H232ZM10 65H11V63H10ZM9 65V66H10ZM105 65H104V67H105ZM126 65V64H125ZM208 65V64H207ZM225 65V64H224ZM246 65V64H245ZM7 66V65H6ZM99 66V65H98ZM116 66V65H115ZM121 66H123V65H121ZM127 66H129L130 68H131V65H126V67L125 68H128ZM151 66V67H150ZM159 66H161V65H158V67ZM102 67V66H101ZM141 67V66H140ZM150 67V68H149ZM192 67H194V69H191ZM209 67V66H208ZM25 68V67H24ZM124 68V66L122 67V69ZM135 68V70H136V68L137 67H134ZM134 68H133V71H132V69H131V75L134 73ZM162 68V67H161ZM210 68H212V67H210ZM235 68L237 69V67L235 66ZM3 69V68H2ZM6 69V68H5ZM33 69V68H32ZM103 69H105L106 71L108 70L109 71V69H106V67L105 68H103ZM110 69V71H112ZM115 69H117L116 67H114V69L113 70H115ZM122 69H121V67H120V71H122ZM129 69V68H128ZM144 69V70H143ZM146 69V70H145ZM159 69V68H158ZM163 69V68H162ZM163 69V70H164ZM264 69V62L263 63H260V62H255V63H251V65H246V67L244 66V65H242V70H241V73H242V75L243 76H245L244 77V80L246 79L247 80V82H246V84H247V86L248 85H250L251 84V79L252 78H257V76H258V74L259 73H261V74H263L262 73V70ZM10 70V69H9ZM126 70V69H125ZM124 70V71H125ZM138 71H139V69H137ZM162 70V71H163ZM197 70H199V73L200 74H202V71H206V73H207V70L209 71V74H208V76H204V77H201V75H199V73H198V71ZM240 70V69H239ZM8 71V70H7ZM14 71V70H13ZM17 71V70H16ZM15 71V72H16ZM117 71V70H116ZM116 71H115V73H116ZM126 71H129V70H126ZM137 71V72H138ZM158 71V70H157ZM168 71V72H167ZM210 71H211V74H210ZM3 72V71H2ZM114 72V71H113ZM112 72V73H113ZM123 72V71H122ZM121 72V75H124L125 73H122ZM164 71L162 72V73H165ZM8 73H9V71H8ZM13 73V72H12ZM33 73V72H32ZM109 72H107V74H108ZM111 73V74H112ZM115 73L113 74V75H115ZM206 73L204 72V74L203 75H206ZM234 73H235V71H234ZM240 73V72H239ZM258 73V74H257ZM110 74V73H109ZM110 74V75H111ZM135 74H136V72H135ZM198 74V75H197ZM232 74V73H231ZM254 74H255V76H254ZM15 75V74H14ZM34 75V74H33ZM130 75V76H131ZM144 75V74H143ZM241 75V74H240ZM264 75V74H263ZM262 75V76H263ZM135 76V75H134ZM136 76H138L137 74H136ZM139 76H140V74H139ZM200 76V77H199ZM254 76V77H253ZM8 77H9V75H8ZM7 77V78H8ZM18 77V76H17ZM37 77V76H36ZM119 77H122V76H120L119 75ZM125 77H126V75H125ZM252 77V78H251ZM260 78H261V76H259ZM258 77V79H260ZM264 77V76H263ZM263 77L261 78V79H263ZM11 78V77H10ZM110 78V77H109ZM228 78V77H227ZM231 78V77H230ZM254 78V79H255ZM4 79V78H3ZM13 79V78H12ZM31 79H33V78H31ZM242 79V78H241ZM5 80V79H4ZM8 80H11V79H8ZM36 80V79H35ZM112 80V79H111ZM245 80V81H246ZM256 80V79H255ZM235 81V80H234ZM233 81V82H234ZM259 81V80H258ZM261 81V80H260ZM259 81V82H260ZM262 81H264V80H262ZM9 82H11V81H9ZM232 82V83H233ZM242 82V81H241ZM244 82V81H243ZM256 82V84L258 83L259 84V82H257V81H253L252 80V84L254 85V83ZM6 83V85L8 84L7 83V81L5 82ZM242 84V83H241ZM244 84V83H243ZM255 84V85H256ZM9 85V84H8ZM13 85V84H12ZM235 85V84H234ZM11 86V85H10ZM228 86H229V89H230V85L228 84ZM244 86V85H243ZM15 87V86H14ZM11 88V87H10ZM18 88V87H17ZM233 88H234V86H233ZM232 88V89H233ZM241 88H242V86H241ZM245 87H243V89H244ZM251 88V87H250ZM20 89V88H19ZM32 89H34V88H32ZM223 89V88H222ZM224 89H226V87L224 86ZM235 89V88H234ZM233 89V90H234ZM242 89V90H243ZM14 90H16V89H14ZM244 90H246V89H244ZM25 91H26V89H25ZM41 91V90H40ZM112 91V90H111ZM114 91V90H113ZM112 91V92H113ZM222 91V90H221ZM225 91V90H224ZM230 91H232V90H230ZM229 91V92H230ZM239 91V90H238ZM15 92V91H14ZM16 92H18L17 90H16ZM21 92V91H20ZM19 92V93H20ZM137 92H135L136 94H138ZM148 92V93H149ZM243 93H244V91H242ZM32 93H35V92H32L31 91V94ZM42 93V92H41ZM132 93H131V95H132ZM147 93V92H146ZM169 93V92H168ZM167 92L166 93H164V95L165 94H167L166 96H168L169 94H168ZM225 93V92H224ZM232 93L234 94V92L232 91ZM236 93H238V92H236ZM239 93H240V91H239ZM238 93V94H239ZM242 93V94H243ZM11 94H12V92L10 93V96H11ZM30 94V93H29ZM112 94V93H111ZM129 94H130V92H129ZM128 94V95H129ZM226 94V93H225ZM231 94V96L229 95L228 96V94H227V97L228 98H226L225 96V100H226V103H221L223 106V108H225V111H226V107H227V105H228V107H229V104L230 103H232V105H233V103H236V104H234L233 106H234V109H235V107H236V111L234 110V112H236V113H238L237 112V107H239L240 108V104H238V97L237 96H239V95H236V94ZM245 94V93H244ZM249 94L250 95H254V96H256V98H257V100H259V103L258 102H254V100H252V99H248L247 98V105H249L250 104V107H253L254 105H255V112H257V116H258V118H260V120L259 121H262L263 122V124H264V84H263V86L262 87H260V88H253L252 90H251V92H249ZM249 94H247V95H249ZM13 95V94H12ZM17 95V94H16ZM42 95V94H41ZM135 95V94H134ZM150 95V94H149ZM163 95V97H161V98H163L164 99V97L167 99V97L166 96H164ZM221 95V96H222ZM21 96H23V94L21 95ZM113 96V99H115V97H114V95H112ZM116 96V95H115ZM119 96V97H120ZM130 96V95H129ZM147 96H148V94H147ZM151 96V95H150ZM155 96H157V95H155ZM159 96V95H158ZM172 96V95H171ZM177 96H172L173 98H174V101H175V97L177 98ZM16 97V96H15ZM137 97V96H136ZM170 97V96H169ZM168 97V100L170 99V98H172V97H170L169 98ZM188 97V96H187ZM186 97V98H187ZM194 97V98H193ZM31 98H33V97H31ZM121 98V99H122ZM131 98H134L133 97V95L131 96ZM153 98V97H152ZM179 98V97H178ZM180 98H181V100H180V102H182L183 101V96L181 97L180 96ZM186 98L184 99V101H183V103L182 104H185L187 101H186ZM200 98H203V99H201L202 101H200L199 99ZM255 98V97H254ZM11 99V98H10ZM19 99V98H18ZM125 99H127L128 100V98H127V96L125 97ZM138 99H140V97H138ZM146 99H148V98H146ZM145 99V100H146ZM154 99H156V97H154ZM163 99H161V100H163ZM212 99V98H211ZM210 98H209V100H211ZM242 99V98H241ZM7 100V99H6ZM5 100V101H6ZM14 100V99H13ZM140 100H144L143 99V96H142V98L140 99ZM150 100V99H149ZM152 100V99H151ZM160 100V101H161ZM171 100V99H170ZM196 100H198V101H196ZM216 100V99H215ZM218 100H220L219 99V97H218ZM225 100H224V102H225ZM256 100V99H255ZM97 101V100H96ZM112 101V100H111ZM113 101H115V100H113ZM117 101H118V99H117ZM120 101H122V100H120ZM119 101V102H120ZM152 101H155V100H152ZM151 101V103H153ZM172 101V100H171ZM171 101H170V103H171ZM186 101V102H185ZM204 101H205V104H204ZM2 102V101H1ZM9 102V101H8ZM7 101L4 103V100H3V102H2V104H6L5 106L6 107H8L7 106V104H9ZM20 102H22V101H20ZM25 102V101H24ZM23 102V103H24ZM127 102V101H126ZM128 102H130L129 100H128ZM133 102V101H132ZM131 102V103H132ZM138 102V101H137ZM185 102V103H184ZM201 103V105H200V103ZM209 102H211V101H209ZM221 102V101H220ZM244 102H245V100H244ZM131 103H129V104H131ZM148 104H149V102H147ZM160 103H162V102H159V106H160ZM175 103H176V101H175ZM188 103H187V106L186 105H184V106H186L185 108L184 107H181L180 106V109L179 108H177V109H174V110H171V112L172 111H175V110H177V111H175L174 112V116L175 115H182V113H184V115H187L185 112V110H187V109H189V107H188ZM211 103H213V100H212V102ZM17 104L18 103H16V107L14 108V110L16 111H14L15 113L13 114V116L17 113V112H19V111H17L18 109H16L17 108ZM111 104H118V103H111ZM155 104H156V102H155ZM163 104H164V102L161 104V106H163ZM181 104V103H180ZM193 104H191L192 105V107H193ZM237 104H238V106H237ZM243 104V103H242ZM0 105H1V103H0ZM11 105H15V101L14 102H12V104ZM24 105V104H23ZM141 105V104H140ZM144 105H146V103L144 104ZM144 105H142L143 107H144ZM150 105H152V104H150ZM149 105V106H150ZM166 105V104H165ZM164 105V106H165ZM172 105V107L175 105H173V104H171ZM171 105H170V107H171ZM177 105V104H176ZM202 105V106H203ZM209 105H211L210 103L208 104V106ZM213 105V104H212ZM240 105V106H239ZM244 106L246 105L245 103L243 104ZM242 105V106H243ZM18 106H20V105H18ZM118 106H120L119 104L117 105V107ZM132 106V105H131ZM133 106H135V103L133 104ZM149 106H146V108H148ZM153 108H155L156 107V105L154 106V103H153ZM168 106V105H167ZM219 106V105H218ZM2 107V106H1ZM22 107V106H21ZM25 107V106H24ZM113 107H116V105H113L112 106V108ZM117 107H116V109H117ZM124 107H126L125 105H124ZM127 107H129V106H127ZM143 107H139L138 108V105H137V103H136V108L137 109H135V107H134V110L137 112V110L139 111V109L140 108H142L143 109ZM192 107L190 108V109H192ZM204 107V106H203ZM210 107V106H209ZM211 107H213V106H211ZM230 107H231V109H230V111H232V113L235 115L236 113H234L233 112V108H232V106L230 105ZM5 108V107H4ZM2 109L1 108V110L0 111H4V110H6V108L5 109ZM9 108H11V106H10V104H9V107H8V109H7V111L9 112ZM110 108V107H109ZM119 108V112H121V114L123 113V111L125 112V110L123 109H121L120 110V108H121V106L120 107H118ZM146 108H144V110L146 109ZM152 108V109H153ZM162 108V107H161ZM187 108V109H186ZM194 108V107H193ZM208 108V107H207ZM22 109V108H21ZM115 109V108H114ZM168 109H169V106H168ZM189 109V110H190ZM222 109V108H221ZM243 109V108H242ZM252 110V108H249V110ZM128 110V112H127V114H128V117H129V115H131V116H134L131 112H135V111H133V107L131 108V110L130 109H127ZM126 110V111H127ZM131 112H130V111ZM141 110V109H140ZM144 110H142L143 112H144ZM148 110V109H147ZM159 110H161L160 108L159 109H156L155 111H150V112H147V117L145 116L144 118H152V117H155L156 118V120H159V119H157V117H159L162 113H164V112H161V111H159ZM189 110H187V112L189 111ZM208 110V109H207ZM210 110V109H209ZM245 110V109H244ZM247 110V113H252L251 111H249L248 110V108L246 109ZM246 110H245V114L244 115H249V114H246ZM10 111H11V109H10ZM24 111H25V108H24ZM112 111V110H111ZM114 111V110H113ZM118 111H116V112H118ZM141 111V112H142ZM161 112V113H159V112ZM203 111V110H202ZM227 111H228V113H230L229 112V109H227ZM249 111V112H248ZM0 113V264H45V261H47V263H49V259H51L50 258V254H49V259L45 256V246H43L42 247V245H41V247L40 246H37V243H47V245H50V247L51 246H53L54 245V240L52 239V240H48V239H51V238H48L47 236H50V235H43V234H45V233H43L42 234V232L39 234V235H37V237H38V239H36V235L35 234H37V233H33V232H31V230L30 229H28V230H30V231H28V230H26V227L27 226H29V225H31V224H33V222H34V220L35 219H37L36 221H38V219L39 218H41L42 217V215L39 217H37V218H34V216H33V213H35V209H36V207H33V204H34V202H33V204H32V206H30L31 208L33 207L34 209V211L28 206L27 208H25L26 206H24V209L22 208V204H24L23 202H25L22 198H20V193L19 192H22L23 190H22V188H21V190L19 191V188L22 186H19V188H18V191L16 190V192H14V190H15V188H13L14 186H11L12 184H13V182H15V181H17V182H19L20 181V177L21 176H19L18 175V173H20V171L19 172H17L15 169H14V166L16 165H13V163H15L16 162V160L12 163V160L10 161L9 160V162H10V164L11 165H9V162L6 160V159H8L6 156H7V148L9 147H11L10 146V142L12 143L13 142V144H14V142H15V140L14 141H10L9 142V138H8V136H10L12 133H13V129H11V128H13L14 126H15V124H16V127H17V125H18V121L16 122V120H14V123H12L11 122V119H13V118H15V117H13L12 115V117L13 118H8L7 116H9L10 117V115H9V113ZM4 112H6V111H4ZM166 112V111H165ZM168 113H169V111H167ZM166 112V114L164 115V114H162V115H164V116H166L167 117V119H165V117L164 118H162L161 117V121L162 120H164L165 119V121L167 120H169V119H171V117H172V115L171 114H168ZM190 112V111H189ZM193 112H190V114L191 115H193ZM207 112V111H206ZM243 112V111H242ZM11 114H12V111L10 112ZM22 113V112H21ZM112 113V112H111ZM131 113V114H130ZM138 113V112H137ZM140 113V112H139ZM231 113V114H232ZM124 114V113H123ZM126 114V113H125ZM125 114L123 115L125 118H122L121 116V118L118 116L116 119L117 120H121L122 119V121L124 120V119H129V118H126V116H125ZM172 114H173V112H172ZM205 114H207V115H205ZM233 114H232V116H233ZM111 115H113V114H111ZM110 115V116H111ZM135 115H136V113H135ZM161 115V116H162ZM168 115H171V117H169L168 118ZM188 115H189V113H188ZM205 116L206 117V120L208 119V115L209 116H211V113L210 112H208V113H205L204 112V114H202V115H200L199 116V118H201V119H203L201 116ZM213 115V114H212ZM244 115H242L243 117H245L246 118V120H247V117L246 116H244ZM255 115V114H254ZM253 115V116H254ZM19 116V115H18ZM113 116H116L115 114L113 115ZM112 116V117H113ZM152 116V117H151ZM157 116V117H156ZM183 116V115H182ZM181 116V117H182ZM239 116V115H238ZM250 116H252V114L250 115ZM109 117V116H108ZM112 117H109V119L111 118L112 119ZM180 117V116H179ZM184 117V116H183ZM189 117H191L190 115H189ZM213 117V116H212ZM240 117V116H239ZM243 117H241L242 119H243ZM249 117V116H248ZM114 118V117H113ZM120 118V119H119ZM144 118L142 119V118H140L138 121H136V122H138L139 123V121L142 123L143 121H144V123H146L145 122V120H144ZM150 118H149V121L151 122V120H150ZM176 118V117H175ZM175 118L173 117V119L174 120H172V121H175ZM195 118V117H194ZM193 117H192V120L194 119ZM197 118V117H196ZM195 118V120H198V121H200L198 118L196 119ZM250 118V117H249ZM25 119V118H24ZM106 119H108L107 118V116H106ZM111 119L109 120V121H111ZM153 119V118H152ZM179 120H180V118H178ZM190 119V121L192 122V120H191V118H189ZM18 120V119H17ZM155 120V119H154ZM209 120L210 119H208V122H209ZM250 120V119H249ZM22 121H24V120H22ZM22 121H21V124H22ZM99 122H100V120H98ZM108 121V122H109ZM146 121H148V119L146 120ZM171 121V122H172ZM178 121V120H177ZM185 121V120H184ZM189 121V122H190ZM203 121H205V118H204V120ZM211 121V120H210ZM32 122V121H31ZM34 122V121H33ZM102 122V121H101ZM104 122H105V120H104ZM112 123H113V120L111 121ZM111 122H109L110 124H111ZM136 122H135V124H136ZM156 122V121H155ZM170 122V121H169ZM168 122V123H169ZM170 122V125L168 124L167 126H172V130L174 131L176 128H174V126H175V124H173L174 122H172L171 123ZM182 122V121H181ZM187 122V121H186ZM185 122V123H186ZM243 122H244V119H243ZM246 122H248V121H246ZM261 122V123H262ZM25 123H26V121H25ZM106 123V122H105ZM162 123V126H160V123H159V127H162V128H160V129H158L157 130V132H155V133H158V131H160V134H162V133H164V135H169V137H170V139L168 140V141H171V139H172V141L174 140V138L173 137H175V136H177V133L179 134V132H177V130H176V132L177 133H175L174 132V134H175V136H171V134L169 133V132H171V129H169V131H165V132H167V133H165L164 131H162V129H166V128H168L167 126L165 127H163V124H164V121L163 122H161ZM167 123V122H166ZM183 123V122H182ZM194 123H195V121H194ZM204 123V122H203ZM245 123V122H244ZM256 123V122H255ZM255 123H254V125H255ZM260 123V122H259ZM20 124V123H19ZM23 124H24V122H23ZM33 124V123H32ZM99 124V123H98ZM110 124H107V125H110ZM115 124V123H114ZM129 124H131V123H129ZM133 124H134V122H133ZM133 124H131V125H133ZM152 124H155L154 122L152 123ZM198 124V126L200 127V125H199V123H197ZM196 124V125H197ZM217 124H219V123H215V125L214 124H212V121H211V124L210 125H213V127H211V128H214L213 129V131L211 130V132L213 133V132H215L213 135L215 136V138L218 136L217 135V133L219 132H216L217 130H220V129H217ZM96 125V124H95ZM141 125V124H140ZM145 125V124H144ZM142 126V128L144 127V128H146L145 126ZM146 125H147V123H146ZM151 125V124H150ZM174 125V126H173ZM190 125V127H191V130H192V125L193 124H189ZM202 125H204V124H202ZM201 125V126H202ZM220 125L221 124H219V126H218V128H221L222 129V127H220ZM224 125V124H223ZM231 126H233V124H230ZM230 125H228V127L230 126ZM27 126V125H26ZM33 126V125H32ZM101 126V125H100ZM103 126V125H102ZM105 126V125H104ZM112 126V125H111ZM129 126V125H128ZM128 126H126V128H125V130L128 128ZM136 126H137V124H136ZM155 126L157 127L158 126V122L155 124ZM194 126H195V124H194ZM207 126V125H206ZM215 126H216V131H215ZM225 126H227L226 124H225ZM256 126H257V124H256ZM259 126V125H258ZM16 127H14L15 129H14V131L16 130H18ZM25 127V126H24ZM24 127H23V129H24ZM28 127V126H27ZM106 127V126H105ZM104 127V128H105ZM114 127H117V125L116 126H114ZM130 127H132V126H130ZM140 127V126H139ZM148 127H149V122H148ZM185 127H186V125H185ZM189 127V126H188ZM199 127L198 128H194V129H198L197 130V133L201 130V128H200V130H199ZM205 127V126H204ZM259 127H261V126H259ZM264 127V126H263ZM262 127V128H263ZM20 128H21V126H20ZM26 128V127H25ZM38 128V127H37ZM111 128V127H110ZM112 128H113V126H112ZM135 128V127H134ZM141 128V127H140ZM181 127H180V125H179V129H180ZM183 128V127H182ZM203 128V127H202ZM209 128V127H208ZM210 128V129H211ZM224 128V127H223ZM234 128V127H233ZM39 129V128H38ZM100 129V128H99ZM98 129V130H99ZM106 129V128H105ZM113 129H115V128H113ZM112 129V131H114ZM128 129H130V128H128ZM127 129V130H128ZM187 129H189L190 130V128H187ZM192 130L191 132H192V134L191 135H193V133H194V131L195 130ZM204 129V128H203ZM232 129V128H231ZM234 129H236V128H234ZM256 129V128H255ZM9 130H12V133L10 134L8 131ZM20 130H22V129H20ZM19 130V131H20ZM97 130V131H98ZM104 130V129H103ZM154 130H155V128H154ZM154 130H153V132H154ZM166 130H168V129H166ZM180 130H182V129H180ZM252 130V129H251ZM253 130H254V128H253ZM259 130V129H258ZM257 130V131H258ZM264 130V129H263ZM263 130H262V132H263ZM22 131H24V130H22ZM38 131V130H37ZM105 131V130H104ZM108 131V130H107ZM129 131H131V129L129 130ZM133 131V130H132ZM141 131V130H140ZM140 131H138V133L140 132ZM151 131V130H150ZM172 131V132H173ZM183 131H188V130H182V132ZM222 131H223V129H222ZM227 131L228 132H230V133H228V134H230V136H228L227 134V136H228V138L226 139V140H224L225 139V136L223 137L221 134H225V133H227L225 130L223 131V132H220V133H218V134H220L224 139H222L221 141H218V143L216 144V142H214V145H215V147H218L216 150H215V153L213 152V155L211 156L210 155V157L208 158V156H209V154L210 153H212V152H209L208 153V151H207V155L206 154H202L201 152L203 151V149H201L202 151H200V154H202V158H208V160L210 161H212V162H214V166H218V164H219V162H221V161H219L220 159H222L221 157H222V155H224L225 154V152L224 151H226V150H228L230 147L228 146V148L226 149L225 147H223L224 145H221L222 143L223 144H225V143H228V141H233L234 142V135L236 134L235 133V131L236 130H232V133H231V130L229 129L228 130V128H227ZM8 132V133H7ZM100 132H102V131H100ZM121 132V131H120ZM142 132H144V133H146V135H143V136H145V137H147V132L146 131H143L142 130ZM152 132V131H151ZM150 132V133H151ZM162 132V133H161ZM190 132V131H189ZM204 132H205V130H204ZM235 134H234V133ZM252 133H251V135H244V136H242L240 139H241V142L242 141H244V142H247V144L246 145H244V146H241V148H239V149H236L234 152H233V155H232V153H231V155L232 156H230L229 158H230V161H229V158H228V160H224L223 159V161L221 162V163H226V164H221L222 165V168L224 167V176L222 177H219L220 175H218V174H216V172H213L214 174H216L215 176H214V179L216 180L217 178V180L215 181V180H209V181H212V183H213V181H215V183H216V187H218V189L215 187H213L214 189L213 190H216V191H214V192H216L215 194L216 195H214V196H209L210 195V193H211V191H212V195H213V190H210L211 188H210V184L211 183H209L208 184V186H206L207 185V183L205 184L204 183V185L207 187H205L206 189H209L208 191L210 192L209 194H208V192L206 193V195H205V193L204 192H206L207 190L203 187V185H198V184H192V183H189V182H185V179H183V178H181V179H183V182H182V180L181 179H178V180H181L180 182H181V184L178 186L179 187V189L181 190L179 193H178V196L179 197H182V200L181 199H179V201H180V203H182V205H186V206H188L187 207V209H190L189 210V213H191V215H188V218H184V220H183V225H181V223H180V221H179V223H180V228H179V233L176 235L177 237H176V242H175V246L177 247V250H176V252H175V257H180V261H179V264H264V247H260L259 246V242L257 241V236H254V238H253V234H255L256 233V230L258 231V234L259 233H261L260 232V228L262 227V225L259 227L258 225L256 226V229L254 228L253 229V227H252V233H250L251 231V226H253V221L257 218V217H260L261 219L262 218H264V141H262V143H254V142H250V140L251 139H253V141H255L254 140V138H257L256 136L254 137V133H256V132H254V131H251ZM259 133H261V129H260V131H258ZM258 132H257V134H258ZM18 133V132H17ZM27 133H29V131L27 132ZM104 133V132H103ZM102 133V136L106 133H104L103 134ZM124 133V132H123ZM129 133H131V132H129ZM141 133V132H140ZM169 133V134H168ZM7 134H9L8 136H7ZM14 134H16V132H14L13 133V135ZM25 134V133H24ZM23 134V135H24ZM34 134V133H33ZM107 134H108V132H107ZM121 134V133H120ZM125 134H128V132H126ZM159 134V133H158ZM158 134H154V135H156V137H161V136H158ZM201 134L202 135H207V134H203V132L201 131ZM200 134V132H199V135H201ZM234 134V135H233ZM245 134V133H244ZM262 134V133H261ZM260 134V135H261ZM17 135V134H16ZM93 135V134H92ZM164 135L162 134V136H163V138H162V142H163V149H164V139L166 140V139H168V137L167 136H165L164 137ZM183 135H187V132L185 133V134H183ZM210 134L208 133V136H209ZM212 135V137H211V139H213L214 138V136ZM263 135V134H262ZM18 136V135H17ZM107 136V135H106ZM118 136V135H117ZM120 136V135H119ZM123 136V135H122ZM125 136V135H124ZM133 136V135H132ZM142 136V137H143ZM190 133L187 135V137L189 138V139H191L192 137L190 136ZM195 136H196V134H195ZM221 136H220V138H221ZM237 136H238V134L236 135V139H237ZM11 137V136H10ZM13 137V136H12ZM11 137V138H12ZM95 137V136H94ZM139 137H141L140 135H139ZM149 137V136H148ZM154 137V136H153ZM167 137V138H166ZM180 137V139H181V135L180 136H178V138ZM184 137V136H183ZM97 138V137H96ZM101 138V137H100ZM104 138V137H103ZM102 138V139H103ZM201 138H203V136H201ZM205 139H207L208 137L206 136V137H204ZM214 138V139H215ZM218 138H219V136L217 137V140H218ZM220 138H219V140H220ZM262 138H264V136H262ZM16 139V138H15ZM27 139V138H26ZM92 139H93V137H92ZM104 139H106V138H104ZM144 139V138H143ZM148 139H150V141L152 140V138H148ZM148 139H147V141H144L143 142V144H142V146H146V145H144V144H147L148 146L149 145H151L150 147H152V148H149L148 146L146 147L147 149L145 150V152H143L144 150H141L140 152H136V150H135V152H136V154H135V156L138 158V156H140L141 154V159H142V156L144 157V154L145 155H147L150 151H147L148 149H153V152H152V150H151V152H152V156L154 155V153H157V151H155L154 150V145H157L158 144V142H157V140H154L153 139V141H154V143H153V141H152V144H150L151 142H149L148 141ZM176 139H177V137H176ZM196 139V138H195ZM199 139V141H200V137L198 138ZM210 139V138H209ZM239 139V138H238ZM258 139V138H257ZM259 139H261V138H259ZM95 140V139H94ZM97 140V139H96ZM102 141L101 139H98L97 141ZM146 140V139H145ZM216 140V141H217ZM263 140V139H262ZM24 141V140H23ZM97 141H95L94 143L96 144V142ZM171 141V146L169 145L170 144V142H169V144H167V145H169L170 147H172V144L173 145H175L174 144V142L175 141H173L172 142ZM189 141V140H188ZM191 141V140H190ZM189 141V142H190ZM195 141V140H194ZM203 141H204V139H203ZM206 141V140H205ZM222 141H224V142H222ZM21 142V141H20ZM105 142V141H104ZM104 142H103V145H104ZM129 142V141H128ZM149 142V143H148ZM157 142V144H155ZM159 142H160V140H159ZM167 142V141H166ZM165 142V143H166ZM188 142V144H190ZM219 142H222L221 144H219ZM230 142H229V144H230ZM239 142V141H238ZM243 142V143H244ZM16 143V142H15ZM98 143V142H97ZM120 143H122V141L120 142ZM126 143V142H125ZM138 143H139V141H138ZM176 143V142H175ZM179 143V142H178ZM191 143H192V141H191ZM12 144V145H13ZM20 144V143H19ZM99 144L100 145H102L101 144V142H99ZM99 144H98V146H99ZM106 144V143H105ZM133 144V143H132ZM131 144V145H132ZM160 144H162L161 142L159 143V145H157L158 147L160 146ZM211 145L213 144V142L212 143H210ZM210 144H209V147H210ZM231 144H232V142H231ZM241 144V143H240ZM116 144H114L113 146H115ZM122 145H123V143H122ZM166 145V144H165ZM190 145H192V144H190ZM190 145H189V147H190ZM198 145V144H197ZM206 146L208 145L207 143L205 144ZM205 145L203 144V146H200V148L202 147H204V150L206 151L207 149H205ZM213 145V146H214ZM225 145H228V144H225ZM234 144H232V146H233ZM14 146V145H13ZM97 146V145H96ZM126 146H128V145H126ZM141 146V147H142ZM180 146H181V144H180ZM179 146V147H180ZM210 147L209 148V150L210 151H212V149H213V151H214V147ZM221 146L223 147V148H225L226 150H224L223 148H221ZM231 146V145H230ZM19 147V146H18ZM99 147H102V146H99ZM117 147H118V149H117ZM117 147H113V148H116V149H114V151H120L122 148L121 147H119V146H117ZM133 147H134V145H133ZM166 147V146H165ZM179 147L177 148V149H175V150H171V151H176V150H178L179 149ZM183 147V146H182ZM94 148H95V146H94ZM93 148V149H94ZM111 148V147H110ZM168 148V150H169V147H167ZM167 148H166V150H167ZM181 148V147H180ZM191 148H192V146H191ZM206 148H208V147H206ZM233 148L234 147H231V150H233ZM237 148V147H236ZM95 149H98V148H95ZM127 149H130V148H127ZM157 149V148H156ZM162 149V148H161ZM183 149V148H182ZM192 149H196L195 147L194 148H192ZM99 150H103L102 148L101 149H99ZM98 150V151H99ZM123 150V149H122ZM197 150V149H196ZM8 151H10V150H8ZM124 151V153H129L130 151H134V150H129V152H126L125 150H123ZM148 153H147V152ZM170 151V150H169ZM205 151H204V153H205ZM11 152V151H10ZM15 152H17V151H15ZM21 152V151H20ZM95 152H97V150L95 151ZM143 152V153H142ZM151 152H150V155H151ZM159 152V151H158ZM181 152V151H180ZM180 152H178L183 158H185V156H183L184 155V153L185 152H183V150H182V152L183 153H180ZM187 152H188V150H187ZM222 152H224V154H222ZM228 152H229V150H228ZM231 152V151H230ZM229 152V153H230ZM111 154L110 155H112L113 153H112V151L110 152ZM123 153V152H122ZM131 153V152H130ZM140 153V154H139ZM175 153V152H174ZM177 153V151H176V155H179ZM97 154L99 155V153L97 152ZM109 154V153H108ZM118 154H120V152H118ZM117 153L115 154V155H117V157H119V155H118ZM168 154V153H167ZM8 155H10V154H8ZM126 155V154H125ZM131 155H133V152H132V154ZM149 155V154H148ZM147 155V156H148ZM179 155V156H180ZM185 155H188V154H186L185 153ZM203 155H204V157H203ZM207 157H206V156ZM226 155V154H225ZM230 155V154H229ZM228 155V156H229ZM120 156H121V154H120ZM134 156V157H135ZM147 156H146V159H152V157L151 156H149L148 158H147ZM181 156L179 157V158H176L177 156H175L174 158H176V161L179 159V160H183V159H180L181 158ZM227 156V155H226ZM18 157H19V155H18ZM96 157V156H95ZM99 157V156H98ZM133 157V158H134ZM136 157H135V159H136ZM140 157H139V161L141 160L140 159ZM154 157V156H153ZM158 157V156H157ZM188 157V156H187ZM224 157V156H223ZM10 158H12V157H10ZM107 158V157H106ZM116 158V157H115ZM124 158H126V156H124ZM159 158V157H158ZM171 158V157H170ZM170 158H167L166 157V161H167V159L169 160ZM225 158V157H224ZM111 159V157L110 158H108V164L106 165V166H108V165H110L111 166V168L113 169V171H114V167H113V165H111V163H112V161H109ZM118 159V158H117ZM144 159V158H143ZM145 159V160H146ZM156 159V158H155ZM165 159V158H164ZM185 159H187V158H185ZM225 159H227V158H225ZM13 160H14V158H13ZM97 160H98V158H97ZM96 160V161H97ZM144 160V161H145ZM156 160H158V159H156ZM171 160H172V158H171ZM203 160V159H202ZM207 160V159H206ZM22 161V160H21ZM92 161V160H91ZM90 161V162H91ZM95 161V162H96ZM134 161V160H133ZM144 161H141V162H144ZM154 162H155V160H153ZM165 161V162H166ZM170 161V160H169ZM181 161H180V164H185L183 167H182V169L184 168V169H186V168H188L187 167V164L188 163H185L184 161H183V163H181ZM188 161V159L186 160V162ZM111 162V163H110ZM116 162H117V160H116ZM120 162V161H119ZM147 160L144 162V164L146 163L147 164ZM159 164H161L159 161H157ZM157 162H156V164L155 165H157ZM161 162H163L162 161V157H161ZM168 162V161H167ZM166 162V163H167ZM228 162H230L229 164H228ZM133 163V162H132ZM169 163V162H168ZM167 163V164H168ZM175 164H176V162H174ZM173 163V164H174ZM190 163H192V162H190ZM189 163V164H190ZM207 163V162H206ZM22 164V163H21ZM112 164H115V163H112ZM125 164V163H124ZM148 164H149V170L151 169L152 170V168H153V165H151L152 166V168H151V166H150V162H148ZM174 164V165H175ZM202 164V163H201ZM200 164V165H201ZM92 165H94V162H92ZM91 165V163H90V166H92ZM162 165V164H161ZM165 165V164H164ZM172 165V164H171ZM177 165V164H176ZM172 166L171 168H173L174 167V169L176 170V168H177V166ZM179 165V164H178ZM223 165H227V166H223ZM26 166V165H25ZM97 166V165H96ZM137 166V165H136ZM168 166H169V164H168ZM180 166V165H179ZM195 166V165H194ZM202 166V165H201ZM201 166L199 167V169H197V170H199V171H195L196 173H197V177H199L200 176V178L202 177L201 175L204 173V172H202V174H200L199 172H201V170H200V168H201ZM205 166V165H204ZM204 166H202L205 170H206V168L207 167H204ZM207 166V165H206ZM211 166V165H210ZM16 167V166H15ZM19 167V166H18ZM18 167H17V169H18ZM22 167V166H21ZM20 167V168H21ZM122 167V166H121ZM140 167V166H139ZM138 167V168H139ZM157 167V169H159L158 168V166H156ZM161 167V170H163L162 169V167H164L163 165L162 166H160ZM176 167V168H175ZM186 167V168H185ZM218 167H221V166H218ZM217 167V168H218ZM23 168V167H22ZM98 168V167H97ZM109 168V169H108ZM116 169H117V167H115ZM202 168V170H204ZM211 168H214L213 166L211 167ZM107 169H108V172H109V170L111 171V173H113V171L110 169V167H107ZM142 171H145L144 173H146V169L145 170H143V168H140ZM156 169V170H157ZM208 169V168H207ZM221 169V168H220ZM26 170H28V169H26ZM42 170V169H41ZM154 170V169H153ZM164 170H169L168 169V167H166L165 166V168H164ZM175 170L173 171V173L175 172ZM179 170V169H178ZM214 170V169H213ZM215 170H216V167H215ZM23 171H25V170H23ZM22 171V169H21V173L23 172ZM29 171V170H28ZM38 171V170H37ZM155 171V170H154ZM153 171V172H154ZM183 171V170H182ZM189 171V168H188V170H185V172H184V174H186L185 176H187V175H189L190 174V171ZM208 171V170H207ZM211 171H212V169H211ZM221 171V170H220ZM36 172V171H35ZM141 172V171H140ZM150 172V171H149ZM156 172V171H155ZM158 173H160V172H162V171H157ZM165 171H163V173H164ZM181 172V171H180ZM179 172V173H180ZM183 172H181V173H183ZM187 172V173H186ZM125 173V172H124ZM144 173H142V175L144 176L145 174ZM168 173H169V171H168ZM167 173V174H168ZM198 173L200 174V175H198ZM36 174V173H35ZM43 174H45L44 172H43ZM141 174V173H140ZM184 174H182V175H184ZM193 174H194V172H193ZM205 175H209L210 176V169H209V174H208V172H206V173H204ZM212 174V173H211ZM21 175H23V173L21 174ZM25 175V174H24ZM46 175V174H45ZM117 175V176H116ZM132 175V174H131ZM149 175V173L147 174L146 173V176H147V180L149 181V177L151 176L152 177V174H150V176H148ZM154 175V174H153ZM171 175H172V173H171ZM195 175H193L194 176V178L193 179H195V180H197L196 179V177H195ZM204 175V176H205ZM218 175V176H217ZM106 177H107V175H105ZM117 177L118 178V172L116 173H114V177ZM136 176V175H135ZM139 176V173H138V175H137V177ZM181 177V175L179 174L178 175V177ZM207 176H205V177H207ZM217 176V177H216ZM26 177V176H25ZM33 177V176H32ZM44 177V176H43ZM111 177V176H110ZM116 177H115V179H116ZM183 177V176H182ZM213 176H210L209 178H212ZM216 177V178H215ZM35 178V177H34ZM33 178V179H34ZM108 179H109V176L107 177ZM112 178V180L114 179L113 177H111ZM111 178H110V180H111ZM121 178V177H120ZM129 178H131V177H129ZM162 179L161 180H159L160 181V183H158V182H156V180H155V182L154 183H158V184H155V185H158L159 186V184H161V182H163L164 181V179L165 178H163V177H161ZM185 178V177H184ZM199 178V179H200ZM26 179V178H25ZM31 179V178H30ZM33 179H32V181H33ZM38 179H39V177H38ZM45 179V178H44ZM115 179H114V181H115ZM167 179H168V177H167ZM187 179V178H186ZM192 179V180H193ZM213 179V178H212ZM28 180H29V178H28ZM40 180V179H39ZM119 180V179H118ZM150 180H151V178H150ZM158 180V179H157ZM169 180V179H168ZM219 180V181H218ZM22 181V180H21ZM42 181V180H41ZM148 181L146 182V184H144L145 185V187H149V186H147V183H148ZM208 181V182H209ZM217 181L219 182L218 184V186H217ZM31 182V181H30ZM129 182H130V184H135V186H137V183L139 182V179L137 178V179H128V178H123V179H120V182L119 183H117V185H118V187H116L114 184H109V185H111V186H107V189H109L110 187H113V186H115L116 187V191H119V190H122V188H124V191H125V187L127 186V184H129ZM165 182L166 181H164V186L167 188V186H168V184L166 183V185H165ZM167 182H169V181H167ZM179 182V181H178ZM23 183V182H22ZM36 183H37V181H36ZM41 183V182H40ZM151 183V182H150ZM174 183V182H173ZM173 183H171V185L173 184ZM202 183V182H201ZM214 183V184H215ZM34 184V183H33ZM115 184H116V182H115ZM203 184V183H202ZM36 185V184H35ZM154 185V186H155ZM191 185V186H190ZM212 185V184H211ZM34 185H32V187H33ZM139 186V185H138ZM170 186V185H169ZM169 186H168V188H169ZM173 186V185H172ZM175 186V185H174ZM214 186V185H213ZM38 187V186H37ZM109 187V188H108ZM143 188V194L145 195L146 193H147V191L148 190H146L147 188ZM165 187H163L164 189H165ZM26 187H24V191L26 190V193H27V188L25 189ZM114 188V187H113ZM158 188V190H159V188H160V186L159 187H157ZM162 188V187H161ZM167 188V189H168ZM204 188V189H203ZM106 189V188H105ZM107 189H106V191L105 192H107L108 194H106L105 196H104V201H106V199H108V198H106L105 199V197H108V195H109V192L111 191V192H113L112 190H111V188H110V190H108L107 191ZM115 189V188H114ZM128 189V188H127ZM154 189H156L155 187H154ZM169 189H171V188H169ZM37 190V189H36ZM146 191V193H145V191ZM157 190V189H156ZM156 190H154V191H156ZM157 190V191H158ZM162 189H160V191H161ZM24 191H23V194H24ZM28 191H29V188H28ZM46 191V190H45ZM130 191V190H129ZM140 191V192H141ZM153 191V190H152ZM154 191H153V193H154ZM157 191H156V193H157ZM169 191H172V190H169ZM111 192H110V194H111ZM126 192V191H125ZM173 192V191H172ZM26 193H25V195H26ZM118 193V192H117ZM117 193H115L116 195H117ZM122 193H123V191H122ZM121 193V194H122ZM152 193V194H153ZM156 193H155V197L157 198V196H156ZM22 194V193H21ZM29 194H31V193H29ZM47 194H49V193H47ZM51 194L52 193H50L49 195L51 196ZM113 194V193H112ZM125 194V193H124ZM132 194H134V193H132ZM136 194V193H135ZM138 194V193H137ZM139 195V196H143V198L142 199H144V198H146V197H144V195ZM147 194H149V193H147ZM158 194V193H157ZM182 194H184V196H186V195H188V199L186 200V201H183V195ZM209 196V198L207 199L205 196ZM24 195V196H25ZM56 195V194H55ZM55 195H54V198H55ZM130 195V193L128 194V196ZM160 196H162L163 195V193H162V195L161 194H159ZM167 195V194H166ZM24 196L22 195L21 197H23L24 198ZM47 196V195H46ZM53 196V195H52ZM97 196V195H96ZM110 196V195H109ZM128 196H126V198H130V197H128ZM131 196V195H130ZM135 196V195H134ZM149 196V195H148ZM152 196V195H151ZM150 196V197H151ZM153 196V198H155ZM201 196H204L203 197V199H202V197ZM31 198H32V196H30ZM34 197H35V195H34ZM33 197V198H34ZM133 197V196H132ZM131 197V198H132ZM28 198V197H27ZM33 198H32V201H33ZM37 197H35L34 199H36ZM48 199H49V197H47ZM110 198V197H109ZM112 198V197H111ZM120 198H121V195H120ZM140 197H138V200L139 201H142V200H140L139 199ZM149 199L148 198V202H149V200L150 201H153L154 199ZM164 198V197H163ZM162 198V200L164 201V199ZM206 198V199H205ZM22 199V204H21V207H20V205H19V201ZM25 200H26V198H24ZM29 199V198H28ZM51 199V198H50ZM118 199V198H117ZM147 199V198H146ZM159 199H161V197L159 198ZM130 199H128V201H129ZM145 200V199H144ZM37 201V200H36ZM36 201H35V204H36ZM111 201V200H110ZM110 201H109V204H112V203H110ZM146 201V200H145ZM144 201V202H145ZM155 201V200H154ZM30 202V201H29ZM108 202V201H107ZM107 202H105L106 203V205H107ZM121 202V201H120ZM123 202H124V200H123ZM143 202V203H144ZM156 202H158V200H156ZM156 202H154V204H157ZM153 203V202H152ZM159 203V202H158ZM25 204H26V202H25ZM34 204V205H35ZM38 204H40V206H39V210H41L42 208H41V202L40 203H38ZM30 205V204H29ZM106 205H104V206H106ZM113 205V204H112ZM112 205H110V208L113 210V208H114V206H112ZM121 205V204H120ZM120 205H118V206H120ZM145 205V204H144ZM113 208H112V207ZM147 206V205H146ZM37 207H38V205H37ZM106 207H108V206H106ZM109 208V209H110ZM116 208H117V205H116ZM160 208V207H159ZM164 208V207H163ZM23 209V210H22ZM106 209V208H105ZM108 209V214H110L109 213V210ZM156 209V208H155ZM155 209H154V211H155ZM168 209V208H167ZM38 209H36V211H37ZM39 210H38V212H39ZM43 210V209H42ZM41 210V211H42ZM45 210V209H44ZM123 210H125L126 212L128 211V212H130L132 215H134L135 217H139V218H141V219H143L144 217H145V214H144V211H145V213L147 214V212L149 211V209H148V211H146V209L145 210H143L142 208L140 209L139 208V205L137 204V201L136 200H133L130 204H129V206L127 207V206H125V208L123 209L122 208V212L124 213V211ZM161 210V209H160ZM7 211H8V213H7ZM41 211H40V213H41ZM105 211V210H104ZM121 211H119L118 213H120ZM152 211H153V209H152ZM153 211V212H154ZM169 211H171V207H170V209H169ZM188 211V210H187ZM43 212V211H42ZM111 212V211H110ZM153 212H151V213H153ZM168 212V211H167ZM167 212L165 213L166 214V216H167ZM39 213V214H40ZM44 213H45V211H44ZM149 214H150V212H148ZM155 213H157L158 214V210L155 212ZM154 213V214H155ZM187 213V212H186ZM38 214V213H37ZM38 214V215H39ZM47 213H45V215H46ZM106 214V213H105ZM115 214H117V213H115ZM148 214V215H149ZM156 214V215H157ZM168 214H170V212H168ZM173 214V213H172ZM209 214H211L213 217H212V219H210V218H208V215ZM49 215V213L47 214V216ZM118 215H120V217L122 216L121 214H118ZM125 215V214H124ZM147 215V216H148ZM150 215H152V214H150ZM180 215V214H179ZM35 216H37L36 214H35ZM106 216V215H105ZM133 216V217H134ZM157 216H159V214L157 215ZM157 216H156V218H157ZM160 216H162V214H160ZM216 216H219V217H221V218H223L224 220H222L221 221V219H220V222H217L215 225L213 224V220H214V217H216ZM119 217V216H118ZM117 217V218H118ZM151 217V216H150ZM168 217V216H167ZM167 217H165L164 218V216L162 217V220H164V219H167ZM43 218H45V217H42L41 219H43ZM48 218H49V216H48ZM113 218H114V216H113ZM127 218V217H126ZM126 218H123V219H125V220H122V219H118V221H121V222H126ZM155 218V217H154ZM161 218V217H160ZM172 218H174V217H172ZM171 218V219H172ZM217 218V217H216ZM260 218H259V220H257V221H261L260 220ZM41 219H39V221L41 220ZM171 219H169L170 220V222H171ZM180 219V218H179ZM113 220V219H112ZM117 220V219H116ZM131 221H133L132 219H130ZM155 220V219H154ZM161 220V221H162ZM168 220V219H167ZM217 220V219H216ZM219 220V219H218ZM263 220V219H262ZM42 221V220H41ZM45 220L43 219V221L42 222H44ZM58 221H60V220H58ZM57 221V222H58ZM130 221V222H131ZM147 221H149V220H147L146 219V222ZM158 220H156V222H157ZM166 221V220H165ZM30 224H29V223ZM41 222V223H42ZM56 222V221H55ZM56 222V223H57ZM115 221H113V223H114ZM141 222H142V220H141ZM172 222H173V219H172ZM255 222V221H254ZM29 225H28V224ZM37 222H35V224L34 225H32V228L33 229H36V227H38V229L40 228V231H41V227L42 226H40V225H38L37 226V224H36ZM48 223V222H47ZM55 223V224H56ZM143 223V222H142ZM142 223H141V225H142ZM151 223H153V222H151ZM176 223H178V221L176 222ZM179 223H178V226L175 228V229H177L178 227H179ZM51 224V223H50ZM62 224V223H61ZM124 224H126V223H124ZM164 224V223H163ZM171 224H174V223H171ZM258 224V223H257ZM25 225H26V227H25ZM53 225V224H52ZM58 225V224H57ZM118 226H119V224H117ZM128 225V224H127ZM141 225H139V226H141ZM155 225H158V224H155ZM167 225V224H166ZM177 224H175V226H176ZM256 225V224H255ZM62 227H65L63 224L61 225ZM122 225H120L119 227H121ZM134 226V225H133ZM132 226V227H133ZM152 226V225H151ZM154 226V225H153ZM164 226V225H163ZM174 226V227H175ZM264 226V225H263ZM16 227V228H15ZM47 227V226H46ZM54 227V226H53ZM59 227H60V224H59ZM61 227V228H62ZM117 227V226H116ZM125 227V226H124ZM165 227H167V226H165ZM172 227V226H171ZM257 227L259 228V229H257ZM29 228H31L30 226H29ZM49 228V227H48ZM114 229H115V225H114V227H113ZM139 228V227H138ZM149 228V227H148ZM146 229V230H148L149 231V229ZM49 229H51V228H49ZM58 229V228H57ZM63 230H64V228H62ZM118 229H122V227L121 228H118ZM118 229L116 228V231L115 232H117L118 231ZM133 229V228H132ZM135 229H137V228H135ZM135 229H133V230H135ZM144 229V232L146 231ZM153 229H154V227H153ZM163 229V228H162ZM263 229H264V227H263ZM263 229H261V230H263ZM46 230H47V228H46ZM45 229H44V231H46ZM112 231H113V229H111ZM49 231V230H48ZM65 231V230H64ZM64 231H63V234L65 235V233H64ZM121 232H122V230H120ZM119 231V232H120ZM136 231H138V229L136 230ZM147 231V232H148ZM36 232V231H35ZM61 232H62V230H61ZM115 232H114V235H113V233L111 234V235H113L112 237L114 238V236H116L115 235ZM119 232H117V233H119ZM120 232V233H121ZM123 232H124V230H123ZM134 232V231H133ZM146 232V233H147ZM153 232H154V230L153 231H151V233L153 234ZM159 232V231H158ZM263 232V231H262ZM51 233V232H50ZM143 233V232H142ZM145 233V234H146ZM157 233V232H156ZM161 233V232H160ZM250 233V234H249ZM141 234V233H140ZM140 234H137V235H139L140 236ZM144 234V233H143ZM148 234H150V232L148 233ZM154 234H155V232H154ZM157 234H159V233H157ZM248 234H249V236L251 237V234H252V237L251 238H249L248 237ZM52 235V237L54 236V234H51ZM118 235H120V234H117V236L115 237V238H117V239H119V238H121V235H120V237H118ZM125 233L123 234L122 233V236H124V238H125ZM136 235V234H135ZM142 235V234H141ZM163 234H159V236H162ZM166 235V234H165ZM168 235V234H167ZM260 235H264V233L263 234H259L258 236H260ZM56 236V235H55ZM175 236V235H174ZM58 237V236H57ZM61 237H63V236H61ZM151 237V236H150ZM157 237H158V235H157ZM173 237V236H172ZM256 237V238H255ZM261 237V236H260ZM258 238V239H263L262 237L261 238ZM55 238V237H54ZM114 238V239H115ZM128 238H130V237H128ZM140 238H144V237H140ZM114 239H113V242H115L114 241ZM117 239H115V240H117ZM125 239H127V238H125ZM125 239H124V241H125ZM131 239V238H130ZM133 239V238H132ZM150 240H151V238H149ZM169 239V238H168ZM64 240V239H63ZM135 240H137L135 243L134 242H131V241H133V240H131L130 241V244H132L133 245V248H135V245H136V243L138 242V241H140L139 240V238H137V239H135ZM134 240V241H135ZM148 240V239H147ZM264 240V239H263ZM263 240H260V244H261V242L263 241ZM57 241V240H56ZM55 241V242H56ZM65 241V240H64ZM110 241H112V240H110ZM119 241V243L121 242V244H126V245H128L129 244V242L128 243H126V241L124 242V243H122V241L121 240H117V242ZM160 241L162 242V239L160 238ZM63 242V241H62ZM61 242V243H62ZM117 242H115V245L113 244V246H114V249L116 248V250H117V247L119 248V250L120 249H122V248H124V246L125 245H121V244H119V246H117L116 245V243ZM142 242H143V240L142 241H140V243H141V245L143 246V244H142ZM148 242V241H147ZM67 243V242H66ZM140 243L138 244L139 245V248H140ZM145 243H146V241H145ZM145 243H144V245H145ZM152 243V242H151ZM166 243V245H168L167 244V242H165ZM169 243V242H168ZM59 243H57V245H58ZM111 244H112V242H111ZM110 244V245H111ZM135 244V245H134ZM156 244V243H155ZM160 244V243H159ZM162 244V243H161ZM243 244V245H242ZM39 245V244H38ZM120 245L122 246V247H120ZM137 245V246H138ZM146 245H148V244H146ZM165 245V244H164ZM171 245H172V243H171ZM239 245H241L242 246V248H243V246H244V249H241V247L239 246ZM112 246V245H111ZM115 246H117V247H115ZM128 246H130V245H128ZM136 246V247H137ZM149 246V245H148ZM169 246V245H168ZM240 248H239V247ZM264 246V245H263ZM35 247L37 248L36 250L37 251H39L37 254H38V259L36 258V255H35V259L36 260H34V258H32V263L31 262H28V259H27V262H25V260H24V262H22V259H24L23 257H27L26 256V254L28 253V251H31L32 249H34L35 250ZM49 247V248H50ZM132 247V246H131ZM130 247V248H131ZM151 247V246H150ZM156 247H157V245H156ZM159 247V246H158ZM165 247V246H164ZM171 247V246H170ZM175 247V248H176ZM133 248H131V249H126L125 251L122 249V251L121 252H123L124 251V254L127 256V252H130V251H133ZM142 248V247H141ZM140 248V249H141ZM143 248H145V247H143ZM165 248H167V247H165ZM47 249H48V246H47ZM114 249H113V251H114ZM125 249V248H124ZM136 249V248H135ZM147 249V248H146ZM146 249H143L144 250V252H145V250ZM152 249V248H151ZM154 249V248H153ZM158 249V248H157ZM164 249V248H163ZM50 250H53L54 251V249H50ZM130 250V251H129ZM139 249H138V247H137V251H138ZM156 250V249H155ZM137 251L135 252V250L133 251V252H135V253H137ZM142 251V250H141ZM141 251H139V252H141ZM147 251V250H146ZM151 251H154V250H151ZM168 251V250H167ZM36 252V251H35ZM34 252V253H35ZM49 252H51V251H49ZM58 252V251H57ZM120 252V253H121ZM138 252V254L137 255H135V256H138L140 253ZM169 252V251H168ZM47 253V252H46ZM52 253V252H51ZM55 252H53V254H54ZM119 253V254H120ZM142 253V252H141ZM147 253H148V251H147ZM36 254V253H35ZM68 254V253H67ZM115 254V253H114ZM131 254H132V252H131ZM152 254V253H151ZM25 255V256H24ZM32 255V254H31ZM54 255H56V254H54ZM116 256V255H115ZM120 256H122V253L120 254ZM132 256H133V254H132ZM173 256L174 255H172L171 256V259L173 260L174 258H173ZM33 257H34V254H33ZM55 257H57V256H55ZM141 257H143V256H141ZM168 257H169V255H168ZM167 257V258H168ZM45 258V259H44ZM52 258H53V256H52ZM138 258H140V257H138ZM146 258V257H145ZM44 259V260H43ZM170 259V258H169ZM33 260L34 261H36V262H33ZM114 260V259H113ZM116 260V259H115ZM136 260V259H135ZM118 261L119 260H117L116 262H117V264H118ZM133 261H134V259H133ZM140 261V260H139ZM146 261L147 260H145V264H146ZM152 261V260H151ZM161 261V260H160ZM170 261V260H169ZM174 261V260H173ZM177 261V260H176ZM120 262V261H119ZM122 262V261H121ZM120 262V263H121ZM125 262V261H124ZM124 262H122L123 264H125ZM130 263H136L135 261L134 262H132V261H129ZM154 262V261H153ZM130 263H128V264H130ZM140 263H141V261H140ZM148 263V262H147ZM155 263V262H154ZM162 263V262H161ZM164 263H165V261H164ZM51 264V263H50ZM113 264V263H112ZM114 264H115V262H114ZM139 264V263H138ZM142 264H144L143 262H142ZM149 264H150V260H149ZM151 264H152V262H151Z\"/></svg>", "mask_w": 264, "mask_h": 264}]
</instances>
